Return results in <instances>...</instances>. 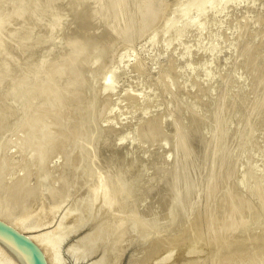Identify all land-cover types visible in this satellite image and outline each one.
Listing matches in <instances>:
<instances>
[{
	"label": "rangeland",
	"instance_id": "rangeland-1",
	"mask_svg": "<svg viewBox=\"0 0 264 264\" xmlns=\"http://www.w3.org/2000/svg\"><path fill=\"white\" fill-rule=\"evenodd\" d=\"M27 1L29 2V4H28ZM30 1L32 2L34 0H0V35L3 36V37H0V42H1L0 44H2L0 46L1 47L0 48V90H1L0 92H4L5 90L7 91V89L8 90H12L10 87H12V88L14 87L15 90L16 89L18 90V91L17 90L16 91L14 90L16 93L22 91L21 93L23 94L22 95L20 93L19 95L21 97L18 96V98L21 99V100H18V98H16L17 99L16 100L17 103H14L15 101L13 102V104H15V106H16L15 107V111L16 112L13 111L14 114L12 113V111H10V112L8 111L7 112V110H5L4 108H1L2 106L0 105V218L3 219L4 221L7 220L6 222L9 221V223H13L14 222L16 225L18 224L17 225V226H19L18 229L22 228L21 231L22 232L27 231L26 233L28 235H30V236L34 234V237H35L36 234H37L38 239H37V237L35 239H37L38 242H39V237H40V239H43V241L40 240L39 243L42 244L44 242V244H43L44 247L45 246H48V243L50 244V242H51V244L48 246V248L47 247H45V248H47V250H51V251H47V250L46 251H47L48 255L50 253L49 257L51 258V256H52L53 261L55 260L54 261L55 264H95L96 258H95L94 255L91 256V255H89V254L86 253L87 251H81V250H79L76 245L74 247L70 246V245H72L71 242H72L73 237H75L76 235L79 236L80 232L84 231V229H81L77 233V231L74 229V228H76L75 227V225H76L75 222L78 221V220L79 221L82 220L79 217L81 215V213H82L81 217L84 218V220H86L85 217H87V215H88V218H89L90 213L92 212L91 209H90V207H89L88 200H87L88 196L90 197V195H88V193L86 192L87 191L86 189H84V192H83V193L86 192V194L84 196H83V193H81L82 192L81 191L82 188L88 187L87 185H85V183H88V182H86L85 179L87 178V181H89V184L91 185V188H92V187L95 186L94 183H96V181H94V180L97 179L99 181H101V180L103 181V179L101 177L103 174H105L108 178L111 176L110 177L111 180L109 178L108 181H110V182L113 181V182L110 183V182L107 181L110 185L107 184L106 182H104V183H106L108 186L106 184H105L106 185L105 186L104 183H103V185H101L102 184V182H101L99 184V187H98L97 186V184L99 183L98 182V183H96L95 190H98L97 188H100V186H103V187L105 186L106 188L109 187V190H110V188H113V189L116 190V187L119 185L120 188L119 187H117V188L120 189V194H121V192H123V189L126 188V185L127 184H129V183L130 184L131 183L133 184V181H136V184L134 182L133 186L130 185V184L127 185V186H129L127 189L128 190L130 189V192L131 193L129 191H127V189H124V193H122L123 195H120L119 194L120 198L121 197L122 198L120 199V198L117 197L114 200H117V199L118 200L116 202L113 201V202L117 203V206L115 204L114 205L118 209H120L119 211L125 213V209H127L126 210V213L128 214V212L131 210L129 212V214H128L130 217L126 213H125V215H124V213L123 214L121 213L120 214L121 217L119 218L120 220L123 218V220H121V223H122V221L123 222L126 221L124 219L125 216H126L125 218H128L127 219L128 222L126 221L125 224L123 223L124 226H125L124 227V230H126V233H125V231H123L125 235L122 234V236L123 237L126 236V237L125 238L121 237V242L123 241V244H126V243L128 244V243H130L132 241L131 238L133 239V236H132L133 235V232L136 233V231L141 230V226L138 225V223L132 224V225L129 224V223L132 222V221L130 222V218L135 216V213L133 212L135 209L133 207L136 204V202H138V203L140 202V199L141 198H139V197L140 196L142 197L143 195H145L149 191L152 193L157 188L158 189L161 188V190L164 189L168 185V183L171 182L170 180L172 178V177L170 178L171 175L168 176V173L171 174V172L169 170L172 167H170V165H168L169 163L166 164V162H164V165L163 164L161 165V163L163 161H160L157 158H154V156L157 155V152L156 151L154 153L155 155L154 154L153 155L150 154V153H153V151H150V149L151 150L153 149V146L152 147L151 146L149 147L147 145H144L145 142H143V139L141 138V136L139 134L140 132L136 128H135V131L132 130L130 132L131 135L130 134L128 135V138H130V136H134V134H135L136 131L139 132V133L138 132L136 133L139 136H137L135 134L136 135L135 140L138 139L139 142L136 140L137 142L134 141L135 144L134 143H133L134 145L132 144L133 147L136 148V150L133 151L134 153H132V151L130 152L131 154H133L132 156H131V154L128 155L129 153H126V151H124V152L122 151L123 154L126 153L124 155V159L125 160L122 159L121 156H123V154H122V152L119 149V148H121V146H119V144H117V141L115 142V140L113 139V141L115 143H112V144H111V141L110 142L108 141L109 143L107 142V140H108L107 138H109V140H111L110 139L111 136L110 135L107 136L109 133L106 131L109 128L108 127V124L113 127L114 126L113 125V122H114V124L115 123H117V124L118 123L119 124L120 123H125L127 118H128L127 121L128 120L131 121V119L133 117L130 114H132V115L134 114L133 116L136 119L138 118V120H139V117L141 115V116H143V118L145 116V118H144L145 120H146V118H149V119L150 118H152V119L154 118V119H158V123L159 124L162 121L163 126L166 125V126L170 127L172 125V127L174 128V125H175L176 128H177L178 127V123H177V121L175 122L174 119L178 120L179 115L182 114L181 112H183L182 104L185 103V102L182 103L180 101H182L183 99H184V101L185 100L197 101L196 99L200 97L199 94L201 93V90L200 89H199L200 92L198 93V88L199 87L202 88V86H203V85H201V83L203 84V83H205L207 81V84L206 83L205 84L206 85H211V83L208 82L209 81L208 79L211 80L213 78L212 81H215V79H216V78H214L215 76L216 77L218 76L217 79L222 82L224 78L226 79V78L231 77L232 76V73H233V70H235V69L236 70H239V72L247 71L248 70V67H246V66H249L250 67L249 68L250 69V72H248L249 71L248 70L247 72H244V75H247V76L248 75L250 76V74L254 75L255 70L252 69L251 64H250L251 63L250 61L251 60L254 61V59L257 60V61H254V64H256L257 67L259 66L258 68H259L260 71L263 70V72H264V0H210L209 1V6L207 5L208 8L206 7V9H204L205 8L204 6H203L204 8L202 6H200V5H203L202 3L199 5V3L202 0L200 2L199 1H196V0H186V1L185 0H179V4L180 5H178V7H177V5L174 6L176 3H178V2H174L175 0L173 1L174 2V5L172 4L173 2H171L172 0L171 1L170 0H162V1L161 0H150V1L149 0H147V1L146 0H142V2L145 1L143 3L140 0H138L139 2L136 1V0H133L131 4H129L131 2V0H129V3H128V1L125 0V2H127V4H128V6H126V7H128V9H127L128 14L132 18L130 17L131 18L130 19L129 16L127 17L128 14L127 15L125 14L126 16H124V13H122L123 11L120 12V13H122V15H123L122 17L123 18L126 17V18H128V21L130 20L129 23L131 25L129 23H127V25H125L126 23H124L123 21H125V22H127V21L126 20H123L121 18V16H120V18L122 20L121 22L124 23V25L122 26V25H120L121 24L120 22L118 23L120 26H122L120 28V26L118 25L119 28L121 29V31L120 30L119 31L117 30L119 33H117L115 36H113L112 39L106 38V39H108L109 42L105 38L104 39L103 38H100V41L102 43L100 41H98L99 39L98 40L95 39L98 42L94 43L95 40H93V38L90 39L89 41H85L88 44H89V42H91V44H89V45L86 44L85 42H83V43L81 42V44L79 42H77V43L68 42L69 43L68 44V47L65 48L67 46V44H65L66 46L64 45V47H63L64 49H68V53H69V50L70 49H71L70 51L72 52L73 49L71 47H74V51L71 54H69V56L66 54V52H67V50H66V52L65 51L63 52L64 54L62 53V55H65L66 54L65 57L63 56V58H61L62 56L60 57V55H59V58L56 57L57 60H56V58H54L52 61H50L48 63H45L42 66L35 65L34 63H32V64L28 63L29 66H30V68L27 69V67H25L24 74L27 75L26 76L27 78L28 77L30 78V80L32 82L31 87L33 89V92H35V93L38 92L37 95L35 93L33 94L32 92L27 91V88H25L26 86L23 85L22 82H20V80L18 79V77H16L17 76V74H16L17 71L15 73L13 72L14 73L13 74L7 68L8 63L14 62V57H16L15 54L18 53V51L21 52L22 50H25L23 44H22L23 46L22 45H18V44H21V43H19L21 41H19L17 43V40H20V38H18L19 37L18 34H20V32L22 31L21 29H23V31H24L26 29V25L28 24L27 22H29L33 16L35 17V14H37V13H34V12L36 10H38V9L39 10L42 9V11H44V10L47 11L49 9V11H50V10H54V8H56L55 7L56 6L55 1H51L52 2L51 4L53 6L52 5L50 6V3L47 4V2H45V0H41V2H40V0H38V2L41 3V6H40L41 9H40L38 3L36 2V0L34 2H32V3H30ZM119 1L122 2V3L124 2L123 0H119ZM119 1H118V3L121 5L122 3H120ZM169 1L171 2V6L170 7H169V4H170ZM176 1H178V0H176ZM193 1L198 2V4L195 3V2H193ZM204 1H206V0H204ZM24 2H26L27 4L24 3ZM44 2L46 3V5L44 4L45 7H47L46 9H45V7H43L44 5H42ZM144 4L147 5V7ZM164 4L168 8V10H167V8L165 7ZM13 5L15 6L14 7V10H13ZM30 5L33 6L32 7L33 9L30 8ZM37 5H38L39 8L37 7ZM129 5L132 6V7L134 6L133 8L130 7L131 8L130 10H133V13L129 10ZM34 7H37L38 9L35 8V11H32V10H34ZM117 7L120 8L119 5H117ZM137 7H139V9L142 8V7L143 8L140 11ZM144 7H146V8H144ZM10 8H12L13 12H12V10ZM15 8L17 10L18 9H20V10L22 9L21 11H23V13L25 11V13H24L25 15H27V13H28V12L26 13V11L29 10V15L27 17H29L30 15H33V16L31 18H29L30 20H28L27 17L22 14V17H21V20H20L21 22H20L19 19H20V16H21L20 14L22 12H20V13H19V11L17 12V10ZM43 8H44V10H43ZM176 8H178V9H176ZM180 8L181 9H184V10H181V11H184V12H181L180 11ZM30 9H32L31 12H30ZM161 9H162V11H161ZM15 10H16L17 13L15 12ZM177 10L179 12H177ZM203 10H204V12H202ZM158 11H160V12L158 13ZM165 11H169V13L168 12L166 13ZM170 11H172V12H170ZM32 12H33V14H31ZM141 12H143V13H141ZM156 14H158V15H156ZM174 14H175V16L177 18L174 16ZM177 14H179V15L181 14L180 17ZM15 15H16V20H15V17H12V16H15ZM17 15H19V17H17ZM119 15H121V14H119ZM163 15H164V17H163ZM23 17L26 18L27 22H26L25 19H23ZM150 17H152V18H150ZM156 17H159V18H156ZM166 17H167V19H166ZM7 18H11V20H8ZM12 18H14V19H12ZM22 19L25 20V22H23ZM151 19H154V20H151ZM134 20H136V21L134 22ZM165 20H167V21H165ZM9 21L10 22L12 21L11 23H13L12 24L13 30H11L12 28H10L11 26H10ZM15 21H16V23H15ZM17 21H19L18 24H17ZM5 22H6V24H5ZM155 22H157V23H155ZM24 23L25 24L27 23V24L25 25ZM5 26H6V29L9 27V30L7 29V31H6ZM15 26H16V29L17 30L20 28V31L18 32V34H16ZM126 30H127V32H125ZM12 31L14 33V35H13L14 38H15V36L18 35V37H17L18 39L15 38L16 41L15 40H13V41L10 40V42H11L10 43L9 42V38L13 37L12 34H10V33H12ZM8 32H9V35H7ZM124 32H125V34L123 35ZM10 35H11V37H9ZM117 38H118V40H117ZM11 39H13V38H11ZM102 40L106 41V43L108 42V45L104 41H102ZM8 42H9V44L12 47L10 45H8ZM70 43H71V45H70ZM98 43L101 44V45L104 44L103 46L106 47V48H104L103 46L99 45ZM111 43H112V46L110 45ZM15 44H17L18 48L16 47ZM7 45H8V47H10V49L6 47ZM69 45H70V48H69ZM90 45L93 46V47H91ZM96 45H97V47L101 46L102 49L99 48L98 49L99 51H97L96 50L97 47L95 48ZM77 46L80 47V48H78ZM87 46H88V48L90 46V50L89 51H87L88 50ZM107 46H109L110 48L107 47ZM13 47H14V49H13ZM248 47L249 48L251 47V49H252V50H250L251 53L254 52L252 54L253 56H250V54L246 52L247 51L246 49H248ZM4 48L6 49L7 52L10 51L9 54L12 55V56L8 57L7 53L5 55L4 54L5 52L3 53V51L5 50ZM19 48H20V50H18ZM84 48L86 49L87 52L85 51ZM91 48H95V49H92L93 52H94V50H96L97 52H100V50H101V53L100 54L99 53L96 54V52H95L94 55H92ZM103 48L105 50H107L109 48L110 52H109V50L104 51ZM16 50H17V52H16ZM82 50H84V51H82ZM250 51H248V52H250ZM81 52L82 53L84 52L85 54L83 53V55H82ZM106 52H108L109 54H106ZM72 54L75 55V56H73ZM101 54H104V55L101 56ZM89 55H90V57H89ZM108 55H109V57H108ZM5 56H7L6 58L7 59L9 58L10 61L13 59L12 62L7 61L5 59ZM103 56L104 57L107 56V58H104ZM78 57H80V58H78ZM252 57H253V59H251ZM88 60H91V61L88 62ZM200 61H201V63H200ZM243 61H244V63L247 64V65H245V67L247 68V70L246 69H244V70L241 69L242 67H244L243 66V63H241ZM102 64L105 65V66H102ZM232 64H233V66H232ZM240 64L242 65V67H241ZM12 65H13V63H12ZM84 65H85V67H83ZM94 65H95V67H94ZM235 65L236 66L240 65V67L235 68L236 67ZM6 68L10 72L7 71ZM88 70L89 71L91 70V71L89 72ZM227 71H229V74L230 75L228 73H225L224 74V72H227ZM82 72H84V73H82ZM222 72L224 74V77H223ZM92 73H94V76H93ZM204 73L205 74L210 73V74H208V76H207V75H204ZM218 73L219 74L221 73V74L219 75ZM211 75L213 77H211ZM91 76L93 77V79H92ZM205 76H207L208 79ZM219 76H220V78H219ZM84 79L86 80V82L88 84L84 81ZM104 79H105V83L103 81ZM202 80H206V81H203L202 82ZM218 80H216V82H215L217 84L214 85V82L212 83L214 86L211 85L210 86L211 88L207 86L209 90L214 87L213 88L214 91L213 90H210L209 91L210 94L212 92H215V89L216 90L219 89L218 87H219V85H220L221 82H219ZM101 81H103V82H101ZM111 82L115 86L114 87L115 88L114 89V94L111 91L105 94L102 88H104V86H105L104 84H106V85L107 84H112ZM196 82L199 84V87H196V86H198V84L196 85ZM101 83L104 85L103 87H102ZM256 84L257 85L260 84V86L258 85L257 88L259 87V90H261L260 87H261V85L263 87V83L256 82ZM256 84L254 86H256ZM216 85L218 87H215ZM6 86L9 87V88H7ZM23 86H25V87H23ZM97 86H99L100 88L97 87ZM5 87H6V89H5ZM93 87H95V88H93ZM205 87L206 86H204L203 88H205ZM207 87L205 88V90H207ZM3 88L5 90H3ZM97 89H100V90H97ZM122 89H123V91H122ZM179 89H181V91H183V89H186V93H187V90H189V92L187 93L186 96H188L189 93L192 94V92H193V94H192L193 96L192 95L190 96V94H189L190 98L191 97L192 98L191 99H189V98L187 99V97L185 95H183V94H185L184 91H183V93H181L183 95V97H182L181 94H179L181 92ZM190 89L192 90V92L190 91ZM43 90L44 91L47 90L49 92L55 93L54 94V97H53L54 99L53 98H50L49 99L45 95H42V93H40V92L43 91ZM195 90H196V92H194ZM262 90L264 91V87H263ZM90 91H92V92H90ZM102 91H103V94H102ZM124 91H126V92L124 93ZM115 92H117L118 95ZM129 92H130V95H129ZM29 93H32V94H29ZM109 93H111V94L109 95ZM131 93H133L132 94L133 96L135 94V96H134L135 99L133 98V96L131 95ZM207 93H208V90H207ZM0 94H2V93H0ZM91 94H93V95H91ZM122 94L123 95L125 94V95L123 96ZM175 94H178V95H175ZM194 94H195V96H194ZM56 95H57V97L55 98ZM116 95H117V98H116ZM121 95L123 97H125V96L132 97V99H134V100L131 99V101H134L135 104L132 103V102H130V101H125L124 102L123 101V97ZM206 95H208V94H206ZM107 96H108V99H107ZM178 96H181V97H178ZM98 97H99V100H98ZM136 97H137V99H136ZM176 97H177V99H176ZM184 97H186V98H184ZM6 98L4 99L2 96H0V103L2 104V102L6 101L7 100ZM126 98L124 100H126ZM178 98H181V100H179ZM129 99L130 98H127V100H129ZM110 102H112V103H110ZM121 102H123V103H121ZM126 102L129 105H127ZM88 103H90L91 106ZM177 103H179V104L182 103V104L181 105H178ZM17 104H18V107H17ZM175 104H177V105H175ZM123 105H124V107H121ZM178 106L179 107H182L181 112H180V110H177L178 109ZM103 107H105V108H103ZM116 108L117 109L120 108L122 110V112H121V110H119V109L117 110ZM91 109H92V111H91ZM102 109H103V111H102ZM107 109H109V110H107ZM115 109L117 110L116 112H115ZM179 109H181V108H179ZM165 110H166V112H165ZM168 111H170V112H168ZM45 112H46V114H45ZM48 112L50 114H48ZM145 112H146V114H145ZM175 112H177V116H176ZM178 112H180V113H178ZM114 113H116V115ZM165 113L166 114L169 113V114L166 115ZM53 114H55V115H53ZM87 114H88L89 117L87 116ZM93 115H95L96 117L94 118ZM117 115H119V116H117ZM163 115H165V116H163ZM86 116L90 119V121H89V119ZM162 116H163V119L164 118H166V119L159 120V119H162L161 118ZM168 116H169L170 119L168 118ZM85 117H86V119H84ZM125 117H126V119H125ZM129 117H132V118L129 119ZM111 118H114V119L111 120ZM122 118H123L124 121L122 120ZM135 118H133V119L136 120ZM141 118L142 117H140V119ZM143 118L141 120H139V121L144 120ZM133 119H132V121H134ZM60 120H62V121H60ZM87 120H88L89 123L86 122ZM105 120H108V121H105ZM138 120H136V122ZM129 121L127 123L123 124V125H126L127 126L128 123H129ZM165 121L166 122L169 121V122L166 123ZM170 121H173L175 124L173 122H172L173 123L172 124ZM111 122H112V124H111ZM164 122H165V124H164ZM68 123H69V125H68ZM120 125H122V124H120ZM120 125H117L116 127L119 128ZM88 126H90V127H88ZM106 126H107V128H105ZM161 127H162V125H160V128L159 129L160 130L161 129L163 130V128H164V130L162 132H164L165 135H167L169 137H172V135L171 136L169 135V133L172 134L171 128L170 129L168 128L167 130H165L167 127L166 128H165V126L162 127V128ZM86 128H88V129H86ZM92 129L94 131H91ZM103 129H106V130H103ZM82 130L84 132L86 130L88 132L87 133L88 135L86 134V132L84 133ZM169 131H171V132H169ZM180 134H182L181 135L182 137L180 139L183 140L182 142L185 143V139L186 138H185L184 133L181 132ZM183 135H184V137H183ZM79 136H80V138H79ZM73 137H75V138L73 139ZM81 137H82V139H81ZM83 137H85V138H83ZM140 138L142 139V141H141ZM91 139H93V140H91ZM33 140H34V142H33ZM130 140L132 141V140H134V138L132 137V139L130 138ZM149 140L146 141L144 139V141L147 142L145 144H153L154 143V145H156L159 142L161 143V139H159V141L157 140L158 142L156 140H155V142H153V140H150V141ZM162 140H165V139L163 138ZM170 140H172V138ZM76 141H78V142H76ZM90 141L92 142L93 146H92V144H91ZM166 141H168V142H166ZM86 142H88V143L86 144ZM164 142L165 143H169V140H165ZM83 144H84V146H83ZM89 144H90V147L91 148L88 147ZM108 144H109V146H108ZM113 144H116L117 147H116V145H114L115 146L114 147ZM136 144L138 145V147L136 146ZM85 145H87L88 148L81 149L82 147H85ZM110 145H111L112 148L110 147ZM143 145L145 147L147 146L149 148H147V147L145 148ZM97 146H99V148ZM122 146H124V145H122ZM142 146L144 147V149L142 148ZM103 147H105V149L107 147H109V148H107L105 150V149H103ZM113 147H114V150H116V149L117 150L114 151L113 150ZM165 147H167V146L165 145ZM137 148H139V149H137ZM145 149H146V151H145ZM98 150L99 151L101 150V152L107 153L108 158L110 156L109 162L106 161L108 158H106L105 155L103 156V154H101ZM110 150L111 151L113 150L116 153H114L113 151L111 152ZM138 150H140L139 151L140 153L138 152ZM88 151L91 153V155L89 154ZM106 151H110L111 155H108V152H106ZM142 151H144L146 153H149V154H147V156H145L146 153H143ZM147 151H149V152H147ZM117 152H119V154ZM86 153L88 154L89 158L92 159L91 161L94 160L93 163H94L95 166H96V164H99V165H97V169L95 167V169H96L97 172L101 170V168H99V167H101L100 165L104 161H106L104 164L107 163L106 164L107 167H108V165L112 166L114 163H116V164H114L115 167L112 166V167H114V171L108 172V173L106 172L107 173L106 174V173H103V170H101L102 172L100 171L101 173H99V172L98 173L99 174H102L103 173V174L102 175H99L97 172H95L94 167L92 166L93 167L92 168L91 165H89L91 161H89V158L87 159V156H86L87 154ZM75 154H77L78 158H77V156ZM84 154H85V158L86 159L83 158ZM92 154H93L94 158H91ZM116 154H118V155H116ZM79 155H80V158H79ZM100 155L103 156V159L104 160L101 159V156ZM114 155H115V158L116 159H114ZM126 155H128V158H127ZM136 155L138 156V158H137ZM149 155L153 156L154 159L153 158L148 159V156ZM112 156H113V158H112ZM118 156H120V160H119ZM134 156H136V158H134ZM142 156H143L144 159L146 158L147 160L146 159L144 160L142 158ZM98 158H100V160ZM111 158L113 159V161H112ZM126 158H127V160H126ZM128 159H130L129 160V164L127 163L126 165L124 164V166H123V162L126 163L128 161ZM131 159L133 161H131ZM134 159L135 160L137 159V160L134 161ZM75 160H76V162H75ZM101 160H103V161H101ZM114 160H115V162H114ZM118 160L120 162L122 161V166L123 167L120 166L121 163ZM142 160H144V161H142ZM149 160L152 163H150ZM154 160H155V162H159L160 165H158L159 163H154ZM85 161H86V163H85ZM99 161H101L100 162L101 164L98 163ZM130 161L132 163H134L135 166L138 165V167L136 168V170H135V166L132 163L130 164ZM137 161H138V163H137ZM139 161L142 163V166H141V163ZM145 161H147V162H145ZM77 163H78L79 166L77 165ZM84 163H85V166H84ZM148 163H150L151 165L154 164V166L152 165L153 168L150 167L151 165L150 166L149 165H146L147 167L144 166L145 164H148ZM104 164H103L102 167L105 166ZM155 164H157V165H155ZM69 165H71V166H69ZM127 165H130L132 167L134 166L133 169H131L133 171V174H132V171L129 170L130 169L129 168L130 166H127ZM67 166H68V168H67ZM74 166H75V168H74ZM77 166L79 168H77ZM82 166H84L85 169L81 168ZM89 166L91 168H89ZM159 166L160 167L162 166V169ZM163 166H165V167L166 166H169V168L166 167L165 169H163ZM126 167L128 169L122 170V169H124ZM140 167L142 168V170H141ZM148 167L150 168V173L153 171V169H154V171H156L158 173H160L161 172L160 170H162V172L165 173L164 175H167V177H166L167 179L164 177V175H161L162 173H160L159 176L161 178L163 176L162 179H166L167 180V183H166V181L164 182L163 180H161L160 177H158V175L155 172H153L154 174H151L150 175V173L147 172V170L149 171V168ZM155 167H156L157 170L155 169ZM158 167H159V170H158ZM41 168H42V170H41ZM138 168L142 172L138 171L139 170ZM81 169H83V170L81 171ZM90 169L94 170V172H95V173L94 172H91L90 173L93 178L95 176L98 177V175L101 178H99V177L96 178L95 177L96 179L95 178L94 179H91L92 181L90 182L89 179L92 178V177H89L90 175H89V173L87 171H86L87 174L85 173V170H88L90 172ZM115 169H117V171L119 173H122V171H123V173L121 174V176L119 175V173L117 171H115ZM119 169L122 170V171H120ZM76 170H78V172ZM134 170H135V172H134ZM165 170H166V172H165ZM167 170L169 172H167ZM72 171H75V173L72 172ZM80 171H81V173L83 172L82 175L85 176V177L87 175H89L88 176L89 178L86 177L85 179H83L84 181L82 183L85 182L84 184H81L80 183L82 181V177L80 175L81 173H79ZM125 171H128V172H125ZM136 171H138L139 173H141L140 174V177H138V178H140L142 180L137 179V176H138L139 173L136 172ZM113 172H117L116 174L115 173L114 174L115 175H118V177L115 176L113 174ZM143 172L145 173L144 174L145 175V178H144ZM71 173L74 174L73 175V179H72V177H69L70 175L72 176ZM76 173H78L79 177L76 175ZM146 173L148 174L149 177L146 175ZM183 173L186 175V177H187V173L190 175V173L188 171L186 173L183 171ZM30 174H31V176H30ZM67 174H69V175H67ZM93 174H96V175L93 176ZM105 175H104V178H105ZM108 175H110V176H108ZM130 175H134L133 178H131L132 176L130 177ZM155 175H156V178H154ZM185 175L184 176L181 175L182 176V179L185 181L184 183H182L183 185L181 184L183 186V187L181 186V188L186 187L185 188L186 190L182 189V190H180L181 192L180 191L176 192L178 195L177 194H173L172 195L171 194V191H168V190L165 193L163 192L165 190H162L161 191L159 189V193L157 192L158 189L156 190V193H155L156 196H159L160 194L164 195L163 196L164 199H162V198L161 199H162V202L163 201L164 202L166 201V202L165 203L163 202V205L161 204L162 207L160 206L161 209H162V211H161L162 214H161V212L159 213L161 215V219H160V215L159 214H157L156 217H153L155 219V221H154V219H151V217L150 218L147 217L148 219H151L156 226L158 224H160V225H158V227L161 226L159 228L157 227L158 229L155 226V230H159V232L154 230V234L158 232L159 234L162 233V234L168 236V235L174 234L175 232L177 233L178 227H181V228L184 227L183 224H184L185 220L188 218L187 216L189 215L187 213L188 207L185 206V202H187L186 203L187 206H188V204L190 205V203H191V205L189 206V208H193V207L195 208V210H193V212L195 213V215L193 213L191 214L193 216V218L190 215H189V217H191V218H188L190 221H191V219H193L192 220L193 222L191 221V223H194L195 222L194 221V220H196L195 218H200V210L202 209L201 205L203 206V202H204L203 199L206 198L205 195L207 196L208 191L205 189L206 190L205 192H207V193L204 192V194H205L204 197L205 198H203V194H202L201 198H203V199H201L202 200L201 201L202 204L200 205V199L199 200H196L195 199V198H197V197H195L196 194L191 197L192 193H190V192H192V189L191 188H192V185H193L192 184L193 181L192 182L190 181L192 178H189V177H191V175L190 176L188 175L187 178L185 177ZM114 176L116 177V179H115ZM126 176H128L130 178H128V177L125 178ZM150 176H152L153 178L151 177V179H150ZM107 177L105 178L106 180H107ZM119 177L122 178L123 180L125 178L126 181H127V179H129V180L132 179V181H130V182L129 181H127V182L126 181L121 182V179H120V182L121 183L118 181V183H116L118 185H116L115 182H117V180H119ZM183 177L186 178V180ZM70 178L72 179L71 180L72 182L75 181L73 183L74 185H72L74 187V190L75 191L76 190L79 191L80 194H82V196L80 194H77V192H75V194L72 193L74 190L72 189V186H71L72 182L69 181ZM74 178H77L78 180H76V179L74 180ZM146 178H149V179H146ZM188 178H189V180H188ZM145 179H146V181H145ZM158 179H160V180L158 181ZM67 180L69 182H71V184H69V182ZM147 180H150L151 185H150V182L147 181ZM39 181L40 182L42 181L43 184L42 183L41 184L44 185V186L41 185V187H40V185H39L40 182ZM64 181H67L68 183L66 185H70V186H67L65 188L66 185H65V182ZM76 181L77 182L79 181L78 184H77V186L80 185V184L81 185H85V186H82V188L80 186H78V188L80 189V190H78V188H76L77 186H75L76 183H77ZM155 181H156V184L157 185L155 184ZM157 181L159 183H157ZM162 181L164 182L163 185H158ZM168 181H170V182H168ZM92 182H94L93 183L94 186H93ZM125 182H126V184H125ZM112 183H114V184H112ZM140 183H142L144 186L142 184L140 185ZM152 183L155 186L152 185ZM122 184H125V186H123L124 187L123 189H122ZM63 185H65V186L63 187ZM138 185H140L142 187H140ZM36 186H38V187H36ZM112 186H115V187H112ZM151 186H154V187L157 186V188H153L155 190L152 189L153 190L152 191V190H150ZM160 186H162V187H160ZM187 186H189L188 188L191 189V190L189 189L190 192L188 191ZM22 187L25 189V192L28 191L30 193L26 192L25 195L23 193V195H21V196L22 197L23 196H27V194H28V197H27L28 199L27 200H29V198H30L31 201H34L33 202L34 205L32 204L31 201L29 202V201H27L25 199V202L24 203L27 202V204H29V205H25L24 206L23 201H24V198H26V197H23V200H21L22 197H20L18 195L19 192H20L19 190ZM35 187L37 188V190L43 191V192H40V193H39V191H37V193L39 195H41L40 196L41 197L40 200H43L42 198H44V200L47 199V201H44V202L45 203L47 202L49 204L50 208H49V206H47L48 204L45 205L46 207L43 206L42 205L44 203L43 201H41L42 203L39 202L40 201V200H38L39 199V195L37 196L36 193H33L32 194L33 196L31 195L32 192H34V191L36 192V190H34V189H36ZM42 187H44L45 189L42 190L43 189ZM206 187L208 189V186H206ZM26 188L27 189L29 188V189L27 190ZM38 188H42V189H38ZM63 188H64V190L68 188L66 191L69 192L68 190H70L71 192H69L68 195H66L67 192L65 191V193H66L65 194ZM131 188H132V191H133L134 194L132 193ZM195 188L196 187L193 186V189H195ZM30 189H32V190H30ZM113 189H111V190H113ZM119 189L116 190L117 192L115 191L116 194H117V196H118V193H119V191H118ZM143 189H144V191H143ZM62 190H63V192H62ZM88 190H90V189H88ZM101 190H102V187H101ZM125 190L127 192H125ZM135 190H137V193H138L137 195H136V191ZM145 190H147L148 192L146 191V193H145ZM44 191H45L46 195H45ZM141 191H143V192H141ZM186 191H188V192L185 193ZM52 192L53 193L55 192L53 194L55 197H57V195H59V192H60V195L59 196L61 197V195H62L61 198L58 197V198H60V200L58 199L59 201L58 200H55L56 198L53 197L52 201L55 200L56 203L57 202L59 203V204H56L55 201L53 203L51 202L52 204H56V205H53V206H51L52 204H50V200L51 199H49V202H48V197L50 198V195H52L51 194ZM102 192L103 191H101L100 193L102 194ZM139 192H140V194L141 193H143V194L140 195ZM150 192H149V194H146L145 196L149 197L148 195H150ZM161 192H163L164 194L161 193ZM167 192H170V193L168 194ZM179 192H180V194H179ZM43 193H44L45 196L43 195ZM125 193H127V195H129V197ZM166 193L168 194V196H166ZM173 193H175V192H173ZM184 193L186 195H183ZM193 193H196V191L194 190ZM35 194H36V196L38 198L35 197ZM188 194H189V197L192 198L193 202H190L189 201L191 199H189ZM234 194L230 196V198L233 197L234 199L231 198L232 200L230 199V201H229V199H228V201H227L230 204L229 205L227 203V210L228 209H230V210L226 211V212H230L228 214L226 213V215H227L226 218H228V217L230 218V219L229 218L227 219V221L229 220L228 222L226 221V218L222 219L220 222L219 221H216V223L219 222L222 225H219L218 224V227H215V229H214V226L216 225L215 222L212 223V224H214V226H212L211 224L209 226V224H207V227L206 226L204 227L203 225H200L201 228L198 227V226H197V228H194L193 227L194 225L193 226H190L191 225L190 221L188 220L189 222H187V220H186L185 223H187L188 225L187 224H184V225H185V227L188 230H185L186 229L185 227H184L185 229H179V231L181 230V232L182 231L183 232L184 231L185 232L187 231V235L184 234L183 237H186V236L189 235L186 238H183V237L180 238L181 240L183 239V241H181L182 245L184 243L186 246L183 245L185 248L179 246L180 239L176 243V245L179 243L177 246H179L180 248H183L181 251H180V248H179V252L181 254L180 255L181 257H192V256H199V257L202 256V257H204V256H207L213 250L216 249V245L218 247V246H220V244L222 242L227 241V239L229 240V238L230 239L231 238H234L231 235L232 234H235L236 232H238L237 229H239L240 227H242L241 230L239 229L241 231L242 235L243 234L245 235L248 231H250V230L247 231L244 228H249L250 227V223H248V221L250 220V222H251V219H252L251 216L252 215L250 213V215H251V216H249L251 218L250 219L247 216V215H249L248 214L249 212L242 210V208H241L242 207L241 201H240L239 198H236L237 197L236 196L237 193H234ZM63 195L65 197H63ZM76 195L77 196L80 195V198H78L79 196L76 197ZM97 195L99 196V193H97ZM124 195H125V197H124ZM134 195H136L137 196V199L138 198L139 199L138 200H135V197L136 196H134ZM162 195H160L159 198ZM52 196H51V198H52ZM74 196H75V198H72ZM85 196H87V197H85ZM133 196H134V200H133ZM169 196L170 197L171 196L172 197L174 196L173 198L176 201L173 200V201H175V202H173L172 201L173 198H171V200H170V197ZM180 196H182L183 199L187 198V199H185L186 201L184 203H182V201H184V200L181 199V204H179L180 199H178V197L180 198ZM33 197H35V199H31ZM126 197H128L127 199L132 200V202L131 203L130 202L128 203L129 200H127ZM18 198H19V200H18ZM84 198H86L87 201ZM123 198L126 199V200H124ZM166 199L169 200L170 203H172V205L170 203H168L169 201L167 202ZM235 199H237V201ZM99 200H101V199H99ZM99 200L96 198V201L97 202ZM121 200H123L124 203ZM21 201H22V203H21ZM60 201H61V204H60ZM76 201H77V203H76ZM81 201H83V203L85 202L87 204H85V203L82 204ZM125 201L127 203H125ZM231 201H232V203L235 206L232 207L233 204L230 203ZM37 202L40 203L41 206H39L37 204ZM177 202H178L179 205H182L183 204L184 207H182L183 205L182 206H179L178 205L179 207H181L179 209V207L176 205ZM198 202H199V204H198ZM236 202L238 203V205H237ZM138 203L135 205V208L137 207V205H139ZM166 203H168L167 206H166ZM81 204L84 205L83 210L85 209L86 211L85 210L84 211L86 213H87V211H89V209H90L91 212H89V214H86V215L83 214L84 211L82 212V207H80V206H82ZM131 204H132V206H131ZM193 204L196 207L199 206L198 207L199 211H198V209ZM168 205H171V206L169 207ZM42 206H43L44 211L42 209ZM54 206H57V209ZM77 206H79V208ZM120 206H121L122 209L119 208ZM122 206H125V207H122ZM176 206L178 208H176ZM228 206H229V208H228ZM236 206H238V207H236ZM44 207L46 208V210H45ZM130 207H131V209H130ZM163 207H165L166 209L164 210ZM38 208H39V210H38ZM47 208H48V210L49 209L50 210L52 209V211L53 210L54 211L56 210L57 212H55V213L53 212V213L50 214L51 211L48 212L47 211ZM169 208H172V210L169 209ZM175 208H176V210H174ZM182 208H184L185 210L182 209ZM234 208H237V210L234 209ZM34 209L35 210L37 209L38 212H39L38 214H40V216L37 215L39 219L38 218L35 219L36 221L39 220V221H37L38 222V225H39V223L41 221L40 219H42V221H41L42 224L40 223L41 225H39V228L36 227L37 226V222L35 220H33L34 218L37 217V216H35L36 213H37V211H35ZM80 209H81V212L78 213L77 211H79ZM178 209L179 210L182 209V210L180 212H178L177 211ZM163 210H164V212L167 210V212L164 213ZM28 211H30V213ZM45 211H47V212H45ZM169 211H171L169 217H167V218L165 217V219H164L163 217L166 216V215H168L169 214L168 213ZM185 211H186V216L183 215L185 213ZM20 212H22V213H20ZM131 212H133V213H131ZM243 212L244 213L247 212L246 213L247 214L246 217H248V219L247 218H244L245 216L244 217L241 216V214H243ZM41 213H43L42 215H45V216H41ZM45 213H49L50 215L48 216ZM71 213H72V215L74 217L71 215ZM74 213H75V215L76 214L77 215L80 214V215L79 216H77V215L75 216ZM173 213H174L175 216L178 215V217H176V218H178V220L180 219L179 221L174 217ZM181 213H182V215H181ZM235 213H237V215ZM16 214L18 215L17 216L18 218L17 217L16 218L14 217V215H16ZM52 214H53V216H52ZM136 214H137V216H141L142 220L147 219L145 217H142L143 215H140L138 211L136 212ZM163 214H166V215H164L162 217ZM229 214H230V216H229ZM238 214H240V215L238 216ZM28 215H30V216H28ZM83 215H85V217H83ZM122 215H123V217H122ZM197 215H198V217H197ZM243 215H245V214H243ZM2 216H4V217H2ZM24 216L25 217L28 216L29 218L28 217L25 218ZM67 216H68V218H70V217L71 218L68 219ZM137 216H136V218L138 219L137 221L139 222V220H141V219L138 218ZM181 216L182 217H187V218H182ZM235 216H236V218H235ZM45 217H48V218L46 219ZM179 217H181V218H179ZM237 217H239L240 219L238 220ZM13 218L15 220H17V219L20 218V221L22 219V222L19 221L20 222L19 223L18 221H15V220L12 221ZM31 218H33V219H31ZM73 218H75L76 221ZM143 218H145V219H143ZM157 218H159L161 221H159V219H157ZM162 218L165 221H166V219L167 220L170 219L169 221L170 222L173 221V222L170 223L169 221H167V223L169 222V224H166L162 220ZM24 219H26V220H24ZM29 219H31V220L28 221ZM67 219H68V221H67ZM148 219H147V221H148ZM181 219L183 220V222H182ZM71 220H72V222H71ZM156 220H157V222H156ZM223 220H224V222H223ZM25 221H27L28 223L31 222V221H33L34 223L32 222V225H31V223H29L28 226H27V222L25 223ZM244 221H246L247 223L246 222L244 223ZM73 222H74V224L71 226L70 223L72 224ZM176 222H179L180 225H179V223H178L179 226L177 224H175ZM234 222L237 223V224L235 225ZM76 223L78 225L80 224L78 222H76ZM132 223H135V222H132ZM238 223H239L240 226L238 225ZM243 223L245 225H243ZM254 223H253V220H252V223H251L252 227H253ZM263 223H261L262 226H263ZM33 224L35 225V227H34ZM170 224H172L173 226L172 225L170 226ZM78 225H76V226H78ZM126 225H127V227H126ZM133 225H135V226L133 227ZM137 225L139 226L138 228H136ZM165 225H167V226H165ZM174 225L175 226L177 225L178 227L176 226L174 228ZM225 225H227V226H225ZM69 226H71V227H69ZM163 226H165L164 229H163L164 231L166 230V228H168L169 230L167 229L164 232L162 230ZM169 226H170V228H169ZM202 226H203V228H202ZM225 227H227L228 229L231 228V227H233L231 229L234 230V232L229 229L231 231V232L229 231V236H230L229 238H226L228 236V233H226L227 235H225V237H223V234H225V231L227 229V228L225 229ZM235 227H236V229H234ZM252 227H250V228H252ZM27 228H31L30 231L33 234L29 233ZM173 228L176 231H172ZM57 229L60 230V232ZM204 229H205V231H204ZM228 229H227V232H228ZM36 230L38 232L40 231L39 234H38V232ZM170 230H171V233H170ZM199 230H200V232H199ZM210 230H211V232H210ZM221 230H223L224 233ZM242 230L244 232L245 231H247V232L243 233ZM57 231H58V233H56ZM127 231L128 232L130 231L131 233H128ZM195 231L196 232H199L200 234L199 233L197 234ZM240 231L238 232L239 233L238 234L239 236L241 235ZM35 232H37V233H35ZM52 232H53L54 235L52 234ZM201 232H202V235H201ZM46 233H50V234H46ZM127 233L129 235H126ZM189 233H191V234H189ZM203 233H205V234H203ZM211 233H213V234L211 235ZM217 233H220V235H222V240H221V236L219 234H217ZM40 234H43V236L40 235ZM194 234L196 236H194ZM247 234H250V233H247ZM238 235L236 233L235 237H239ZM41 236L44 237L45 239L44 238H41ZM129 236L130 237L132 236V237L130 238ZM202 236H206L207 239H206V237H202ZM127 237L130 238V242H128L129 239ZM189 237H191V239ZM126 238L128 240H126ZM188 238L190 240H188ZM54 239H55V241H54ZM123 239H125L126 241L123 240ZM209 239H210V241H209ZM206 240H207V242H206ZM220 240H221V242H220ZM47 241H48V243H47ZM186 241L187 242L189 241L188 244H186L187 243ZM45 242L47 243V245H46ZM190 242H191V244H190ZM217 242H220V244L217 243ZM210 244H213V245H210ZM176 248H178V247H176ZM175 250H176V251H174L175 253L178 252L177 251L178 249H175ZM179 252L176 253V254L174 253L175 256L177 255V257H178Z\"/></svg>",
	"mask_w": 264,
	"mask_h": 264
},
{
	"label": "bare ground",
	"instance_id": "bare-ground-1",
	"mask_svg": "<svg viewBox=\"0 0 264 264\" xmlns=\"http://www.w3.org/2000/svg\"><path fill=\"white\" fill-rule=\"evenodd\" d=\"M35 1V0H34ZM34 1H32V2H34ZM49 1V2H48ZM45 0V2H47V4H49L50 3V6L52 5L51 3V1H55V4H56V8H54V10H50L49 11V9L46 11V10H44V8H43V10L44 11H42V9H41V0H40V2H38V0H36V2L38 3V5H39V7H40V9L41 10H39L38 8V5H37V7H34V10H32L33 8V6H31L30 5V8H32V9H30V12H31V10L32 11H35V8H37L38 10H36L34 13H37V14H35V17L33 16V15H30L29 17H27L28 15H29V10L28 11H26V13H27V15H25L24 13H25V11H24V13H23V11H21L20 9H16L17 10V12L19 11V13L20 12H22L20 15V19H19V21L21 20V17H22V14L23 15H25L26 17H27V19L28 20H30L29 18H31L32 16V18H31V20L29 21V22H27V20H26V18H24L23 17V19H25L26 20V22L28 23H24L25 25H26V29L23 31V29H21L22 31L20 32V34H18V32L20 31V28L17 30L16 29V26H15V29H16V34H18L19 35V37H18V35L17 36H15V38L16 39H18V38H20V40H17V43L19 42V41H21V42H19V43H21V44H18V45H24V48H25V50H22L21 52H19L18 51V53H16L15 55H16V57H14V62H12V60L10 61V59L8 58H6L7 56H5V59L7 60V61H10V62H12L13 63V65H12V63H8V66H7V68L13 73H15L16 71H17V76L16 77H18V79L20 80V82H22V84L23 85H25V86H23V87H25V88H27V91H30V92H32L33 94L35 93V92H33V89H32V87H31V84H32V82H31V80H30V78L28 77H26L27 75H25L24 74V69H25V67H27V69H29L30 68V66H29V64L28 63H30V64H32V63H34L35 65H39V66H42V65H44L45 63H48V62H50V61H52L54 58H59V55H60V57L61 58H63V56L65 57L66 56V54L69 56V54H71L73 51H74V47H71L73 50H72V52L69 50V53H68V49H64L63 47H64V45L65 44H67V46L65 47V48H67L68 47V42H72V43H77V42H79L80 44H81V42L83 43V42H85V41H89L90 39H92L93 38V40H95V39H99L98 41H100V38H109V39H112L113 38V36H115L117 33H119L118 31L120 30L121 31V27L124 25V23H126L125 25H127V23H129V21H128V18H126V17H122L123 15H122V13H124V16H126L127 14H128V11H127V9H128V7H126V6H128V4H127V2H125V0H123L124 2L122 3V2H120L119 0ZM118 1L120 2V3H122L121 5L118 3ZM126 1H128V3H129V0H126ZM132 1L133 0H131V2L129 3V4H131L132 3ZM136 1H138V0H136ZM141 2H142V0H140ZM147 1V0H146ZM150 1V0H149ZM148 1V2H149ZM162 1V0H161ZM171 1V0H170ZM169 1V2H170ZM174 0H172L171 2H173ZM186 1V0H185ZM196 1H201V0H196ZM209 1L210 0H206V1H204V0H202L200 3H199V5L202 3L203 5H200V6H204L203 8L204 9H206V7H207V5L209 6ZM28 2V1H27ZM31 1H30V3H32ZM43 3L42 5H46V3ZM117 2V3H116ZM139 2V1H138ZM143 2H145V1H143ZM142 2V3H143ZM147 2V3H148ZM164 2V1H163ZM171 2H170V4H169V7L171 6ZM174 2H178V3H176L175 5H174ZM172 4L174 5V6H176L177 5V7H178V5H180L179 4V0L178 1H174ZM193 2H195V1H193ZM24 3H26V2H24ZM23 3V4H24ZM40 3V4H39ZM54 3V2H53ZM141 3V4H142ZM195 3H197L198 4V2H195ZM22 4V3H21ZM27 4V3H26ZM28 4H29V2H28ZM127 4V5H126ZM146 4V3H145ZM144 4V5H145ZM149 4V3H148ZM166 4V3H165ZM164 4V5H165ZM184 4V3H183ZM190 4V3H189ZM193 4V3H192ZM45 5L43 6V7H45ZM117 5H119V7L120 8H118L117 7ZM133 5V4H132ZM186 5V4H185ZM191 5V4H190ZM194 5V4H193ZM196 5V4H195ZM48 6V5H47ZM53 6V5H52ZM141 6V5H140ZM146 7H147V5H145ZM149 6V5H148ZM197 6V5H196ZM213 6V5H212ZM14 5H13V10H14ZM130 7H132V6H130L129 5V10L131 9ZM134 7V6H133ZM132 7V8H133ZM146 7H144V8H146ZM164 7V6H163ZM165 7H166V5H165ZM173 7V6H172ZM171 7V8H172ZM180 7V6H179ZM191 7V6H190ZM47 7H45V9H46ZM125 8V9H124ZM138 9H139V7H137ZM143 8V7H142ZM142 8H140L139 10L141 11V9ZM161 8V7H160ZM167 8V7H166ZM170 8V9H171ZM185 8V7H184ZM187 8V7H186ZM208 8V7H207ZM11 10H12V8H10ZM176 9H178V8H176ZM210 9V8H209ZM13 10H12V12H13ZM16 10H15V12H16ZM27 10V9H26ZM127 12H126V11ZM135 10V9H134ZM159 10V9H158ZM167 10H168V8H167ZM181 10H184V9H181L180 8V11ZM123 11V12H122ZM132 13H133V10H130ZM138 11V10H137ZM157 11V10H156ZM161 11H162V9H161ZM176 11V10H175ZM11 12V11H10ZM16 12V13H17ZM120 12H122V13H120ZM126 12V13H125ZM160 11H158V13H159ZM166 13L168 12L169 13V11H165ZM170 12H172V11H170ZM177 12H179L178 10H177ZM181 12H184V11H181ZM202 12H204V10L202 11ZM18 13V14H19ZM139 13V12H138ZM141 13H143V12H141ZM152 13V12H151ZM156 13V12H155ZM8 14V13H7ZM31 14H33V12L31 13ZM119 14H121V15H119ZM126 14V15H125ZM131 14V13H130ZM183 14V13H182ZM203 14V13H202ZM134 15V14H133ZM156 15H158V14H156ZM162 15V14H161ZM160 15V16H161ZM168 15V14H167ZM166 15V16H167ZM173 15V14H172ZM177 15H179V14H177ZM181 15V14H180ZM180 15H179V17H180ZM8 16V15H7ZM6 16V17H7ZM120 16H121V18L123 19V20H126L127 22H125V21H123L124 23H122L121 21V18H120ZM129 16V18L131 17L129 14L127 15V17ZM151 16V15H150ZM174 16H175V14H174ZM12 17H15V20H16V15L15 16H12ZM17 17H19V15H17ZM163 17H164V15H163ZM176 17V16H175ZM178 17V18H179ZM198 17V16H197ZM119 18V19H118ZM132 18V17H131ZM130 18V19H131ZM134 18V17H133ZM150 18H152V17H150ZM154 18V17H153ZM156 18H159V17H156ZM169 18V17H168ZM177 18V17H176ZM182 18V17H181ZM6 19V18H5ZM8 20H11V18H7ZM12 19H14V18H12ZM22 19V20H23ZM135 19V18H134ZM137 19V18H136ZM164 19V18H163ZM166 19H167V17H166ZM203 19V18H202ZM25 20H23V22H25ZM150 20V19H149ZM151 20H154V19H151ZM174 20V19H173ZM6 21V20H5ZM19 21H17V24H18V22ZM136 20H134V22H135ZM156 21V20H155ZM165 21H167V20H165ZM171 21V20H170ZM199 21V20H198ZM7 22V21H6ZM6 22H5V24H6ZM12 22V21H11ZM10 21H9V23H10V28H12V24L13 23H11ZM14 22V21H13ZM21 22V21H20ZM121 23L120 25H122V26H120L118 23ZM133 22V23H134ZM158 22V21H157ZM157 22H155V23H157ZM8 23V22H7ZM15 23H16V21H15ZM14 23V24H15ZM154 23V24H155ZM168 23V22H167ZM130 24V23H129ZM120 26V28H119V26ZM131 25V24H130ZM201 25V24H200ZM7 26V27H8ZM9 27L7 28L8 30H9ZM14 27V26H13ZM124 28V27H123ZM126 28V27H125ZM5 29H6V26H5ZM7 29H6V31H7ZM14 29V30H15ZM11 30H13V28L11 29ZM118 30V31H117ZM128 30V29H127ZM127 30L125 31V32H127ZM5 31V30H4ZM3 31V32H4ZM125 32L123 33V35L125 34ZM121 33V32H120ZM10 34H12V36L14 35V33H13V31H12V33H10ZM7 35H9V32H8V34ZM122 35V34H121ZM0 37H3V36H1L0 35ZM9 37H11V35L9 36ZM8 37V38H9ZM18 37V38H17ZM11 38H13V39H11ZM11 38H9V42H10V40H15V38H14V36L13 37H11ZM4 39V38H3ZM115 39V38H114ZM107 41H108V39H106ZM117 40H118V38H117ZM116 40V41H117ZM7 41V40H6ZM16 41V40H15ZM98 41H94V43H96V42H98ZM102 41H104V40H102ZM115 41V40H114ZM9 42H8V45H10L9 44ZM101 42V41H100ZM105 43H106V41H104ZM103 42V43H104ZM109 42V41H108ZM108 42L106 43L107 45H108ZM113 42V41H112ZM120 42V41H119ZM1 43V42H0ZM11 43V42H10ZM16 43V42H15ZM86 43V42H85ZM93 43V42H92ZM93 43V44H94ZM102 43V42H101ZM104 43V44H105ZM114 43V42H113ZM86 44H88V43H86ZM89 44H91V42H89ZM88 44V45H89ZM92 44V45H93ZM99 44V43H98ZM103 44V45H104ZM105 44V45H106ZM2 44H0V46H1ZM8 45L6 46L7 48H9L10 49V47H8ZM16 45V47L18 48V46H17V44H15ZM22 45V46H23ZM70 45H71V43H70ZM70 45H69V48H70ZM84 45V44H83ZM99 45H101V44H99ZM98 45V46H99ZM103 45H101V46H103ZM111 46H112V43L110 44ZM11 46V45H10ZM91 46V45H90ZM90 46H89V48H88V46H87V48H88V50L87 51H89L90 50ZM101 46H99V47H97V45L95 46V48H96V50L97 51H99L98 49L99 48H101ZM5 47V46H4ZM5 47V48H6ZM12 47V46H11ZM20 47V46H19ZM78 47V46H77ZM82 47V46H81ZM91 47H93V46H91ZM104 47V46H103ZM107 47H109V46H107ZM1 48V47H0ZM4 48V49H5ZM6 48V49H7ZM76 48V47H75ZM78 48H80V47H78ZM95 48H91V51H92V49H95ZM104 48H106V47H104ZM103 48V49H104ZM110 48V47H109ZM109 48L107 49V50H109ZM6 49L3 51V53L6 55V53H7V55H8V57H10V56H12V55H10L9 54V52H7L6 51ZM12 49V48H11ZM13 49H14V47H13ZM77 49V48H76ZM75 49V50H76ZM85 49V48H84ZM102 49V48H101ZM8 50V49H7ZM18 50H20V48L18 49ZM66 50H67V52H66ZM96 50H94V52L92 51H90L91 53H92V55H94V53L96 52V54L97 53H101V50H100V52H97ZM107 50H105L104 49V51H107ZM247 51V53H249L250 54V56H253L252 54L254 53V52H252L251 53V51L250 50H252L251 49V47L249 48L248 47V49H246ZM66 52V54L65 55H62V53L63 52ZM78 51V50H77ZM81 51V50H80ZM79 51V52H80ZM82 51H84V50H82ZM85 51H86V49H85ZM86 51V52H87ZM207 51V50H206ZM248 51H250V52H248ZM16 52H17V50H16ZM109 52H110V50H109ZM82 53V52H81ZM84 53V52H83ZM83 53H82V55H83ZM90 53V54H91ZM12 54V53H11ZM64 54V53H63ZM75 54V53H74ZM85 54V53H84ZM106 54H109L108 52H106ZM73 55V54H72ZM102 55H104V54H101V56ZM205 55V54H204ZM73 56H75V55H73ZM195 56V55H194ZM12 57V58H13ZM87 57V56H86ZM89 57H90V55H89ZM104 57V56H103ZM108 57H109V55H108ZM57 58H56V60H57ZM76 58V57H75ZM78 58H80V57H78ZM93 58V57H92ZM96 58V57H95ZM102 58V57H101ZM104 58H107V56H105ZM212 58V57H211ZM4 59V60H5ZM97 59V58H96ZM199 59V58H198ZM251 59H253V57L251 58ZM76 60V59H75ZM202 60V59H201ZM74 61V60H73ZM89 61H91V60H88V62ZM105 61V60H104ZM103 61V62H104ZM254 61H257V60H255L254 59ZM254 61L253 60H251L250 62V64H251V67H252V69H254L255 70V72H254V75H252V74H250V76L248 75H244V72H247L248 70V72H250V67L249 66H246V67H248V70H247V68L245 67V65H247L246 63H244V61L243 62H241V63H243V66L244 67H242V65H241V69H246L247 71H244V72H239V70H233V73H232V76L231 77H229V78H224L223 79V81L221 82V81H219L218 79H217V77L215 76L214 78H216L215 79V81H212V79L210 80V79H208L207 78V76H208V74H210V73H208V74H205L204 73V75H207V76H205L209 81V83H211V85H213L212 83L214 82V85L215 84H217V83H215L216 82V80H218L219 82H221L220 83V85H219V87L216 85L215 87H218L219 89H215V92H212L211 94H210V90H213L214 91V87L212 88V89H208V87H210L211 85H206L207 84V79L206 80H202V82L203 81H206L205 83H201V85H203L202 86V88H200L199 87V84L196 82V85L198 84V86H196V87H199L198 88V93L200 92L199 91V89L201 90V93L199 94L200 95V97L199 98H197L196 100L197 101H189V100H185L184 101V99L182 100V101H180V102H185V103H177L178 105H181L182 104V107H183V112H181V110H182V107H179L178 106V109L177 110H180V112L182 113V114H178L179 115V117H178V120H176V119H174L175 120V122L177 121V123H178V127L176 128V126L174 125V128L172 127V125L170 126V127H168V126H166V125H164L165 126V130H167L168 128L170 129L171 128V131H172V134L171 133H169V135L171 136L172 135V137H169V136H167V135H165L164 134V132H162L163 130H164V128H163V130L161 129H159L160 128V125H162V127H164L163 126V124H162V121H161V123L159 124L158 123V119H152V118H146V120L144 119L145 118V116H144V118H143V116H141L140 115V117H142L144 120H142V121H139V120H141L140 119V117H139V120H138V118L136 119L132 114H130L133 118H135L136 120H138L137 122H136V120H134L132 117H129V119L130 118H132L134 121H132V119H131V121H129V123H128V125L126 126V125H123V124H125V123H127L128 121H127V119H126V117H125V119H126V122L125 123H120V124H122V125H120L119 123L117 124V123H115L114 124V122H113V125L115 126H111V125H109L108 123V127L110 128H108L107 130L106 129H103V130H106L109 134L107 135V136H111L110 137V139L111 140H109V138H107L108 140H107V142L109 141H111V144L112 143H115L116 141H117V144H119V146H121V148H119L120 149V151L122 152H124V151H126V153H129L128 155H130L131 153V151H132V153H134L133 151L134 150H136V148L135 147H133V145L135 144V142H139V140L138 139H136L135 140V137H136V135L137 136H139L138 134H136L138 131L140 132H138L139 134H140V136H141V138L143 139V142H145V143H147L146 141H148L149 139L150 140H153V142H155V140L157 141H159V139H161V143L159 142L158 144H156V145H154V143L153 144H145L144 143V145H147V146H153V149L151 150L150 149V151H153V153H150V154H154L155 153V151L157 152V155L156 156H154V158H157L158 160H160V161H163L162 163H161V165L163 164L164 165V162H166V164H168V165H170V167H172L169 171L171 172V174H169L168 173V176H170V178H171V182L170 181H168V182H170V183H168V185L164 188V189H162V190H165V191H163L164 193L168 190V191H171V194L173 195V194H177L176 192H178V191H180V190H182V189H184V190H186L185 188L186 187H184V188H181V186L183 185L182 183H184L185 181L182 179V176H184L185 174L183 173V171L186 173L187 171L190 173V175H191V177H189V178H192L190 181L192 182L193 181V185H192V192H190L189 191V189L190 188H188L189 186H187V189H188V191L190 192V193H192V195H191V197L193 196V195H195V197H197V198H195L196 200H199L200 199V205L202 204L201 203V199H203V198H205V199H203L204 200V202H203V206L201 205V207H202V209L200 210V218H195L196 220H194L195 222L194 223H191V221L193 220V219H191V221L188 219V218H191V217H189V215L190 216H192L191 214L193 213L194 215H195V213L193 212V210H195V208L193 209V208H189V206L191 205V203H190V205L188 204V206L186 205V203L187 202H185L186 200L185 199H187V198H185V199H183V197L182 196H180V198L178 197V199H180V202H179V204H181V199H183L184 201H182V203H184L185 202V206L186 207H188V211H187V213L189 214L187 217H182V218H187L186 220H187V222H189L190 221V223H191V225L190 226H193L194 228H197V226L198 227H200V225H203L204 227L206 226L207 227V224H209V226H210V224L212 225V226H214V224H212L213 222H215L216 223V221H221L222 219H224V218H226V213L228 214V213H230V212H226V211H228V210H230V209H228L227 210V201H228V199H229V201H230V199L231 198H233V197H231L230 198V196L231 195H233L234 193H237L236 194V198H239L240 199V201H241V205H242V210H244V211H247V212H249L248 214L249 215H247L246 213H244L243 212V214H245V215H243V214H241V216H245L244 218H247L248 219V217L249 216H251V222H250V220L248 221V223H250V227H252V225H251V223H252V220H253V223H254V225H253V227L252 228H244V229H246L247 231L248 230H250V231H245V232H247V233H250V234H243L242 235V233H241V228L242 227H240L239 229H237V231L239 232L240 231V233H241V235L239 236L238 234V232H236L237 233V235L239 236V237H235V235H236V233L235 234H230L231 236H233L234 238H229L230 236H229V231L230 230H232L231 228H233V227H231V228H227V227H225V229L227 228L228 229V232H227V229H226V231H225V234H223V237H225V235H227L226 233H228V236L226 237V238H229V240L227 239V241H224V242H222L221 244H220V242H221V240H222V235H220V233H217V234H219L220 236H221V240H220V242H217V243H219L220 244V246H218L217 247V245H216V249L215 250H213L209 255H207V256H204V257H199V256H192V257H181L180 255V252H179V248L180 247H184V246H186L184 243H183V245H182V243H181V241H183V239L181 240L180 238H182L183 236H184V234H186L187 235V231L185 232H181V230L179 231V229H185L186 227H185V225L184 224H187V223H185L186 222V220H185V222H184V224H183V226L185 227H183V228H181V227H178L179 225H180V223L179 222H176L175 224H177L178 225V223H179V225L177 226L178 227V231H177V233L175 232L174 234H172V235H164V234H159L158 232H159V230H155V224H154V222L151 220V219H154L153 217H156V215L157 214H159L161 211H162V209H161V204L163 205V202H162V199H164V195H162V194H160V195H162L160 198H159V196H156V190L158 189L157 188V186L156 187H154L155 185L152 183V185H154V186H151V188H150V190H152L153 188H157L156 190L155 189H153V190H155V191H153L152 193L150 192V195H148L149 197H147V196H145L146 194H149V192L147 191V190H145V193H146V191L148 192V193H146L145 195H143L142 197L140 196H138L139 198H141L140 199V202L138 203V202H136V204L138 203L139 205H137V207L135 208V205H134V213H135V216L134 217H131L130 218V222L132 221V222H135V223H129V224H136V223H138V225H140L141 226V230H139V231H136V233L135 232H133V239L131 238V242H130V238L129 237H127L128 239H129V241L128 242H130V243H126V244H123V241L121 242V237H123L122 236V234H124V232L123 231H125V233H126V230H124V224L126 223V221H127V219L128 218H125L124 217V219L126 220H124L125 222H123L122 221V223H121V220H123V218L120 220L119 218L121 217L120 216V214L122 213H124V212H121V211H119L120 209H118L116 206H117V203H115L117 200H114L115 198H120V196H119V194H120V186L118 185V184H116V183H118V181L120 182V179H121V182H124V181H126L125 180V178H127L128 176H126L125 178H124V180L122 179V178H120L119 177V180H117V182H115V184L116 185H118L117 187H119V188H117L116 187V190L117 189H119L118 191H119V193H118V196H117V194H116V190L115 189H113V188H110V190L111 189H113V190H109V187L108 188H106L105 186L107 185V184H109L108 182H110V181H108L109 180V178L111 177L110 175H108V176H110L109 178L105 175V174H103V173H108V172H112V171H114V164H116V163H114L112 166H114V167H112V166H110V165H108V167L106 166V164H104L106 161L107 162H109V159H110V156H109V158H108V156H107V153H104V152H101V150L99 151L101 154H103V156L105 155L106 156V158H108L106 161H104L102 164L100 163L101 161H103L104 159H103V156H101V159H103V160H101V161H99L98 163H100L101 165V167H99V168H101V170H103V175L102 174H99V173H101L100 171H96V169H97V165H99V164H96V166L94 165V160L93 161H91L92 159H90L89 158V156H88V154L86 155L87 156V159L89 158V161H91L90 162V164L89 165H91V167L93 166L94 167V169H95V167H96V169H95V172H97L99 175H102L101 177H102V179H103V181L101 180V181H99V180H97L96 178H98L99 177V175H98V177H94L96 180H94V181H96V183H98L97 184V186L99 187V184L102 182V184L101 185H103V183L104 182H106V183H104V187L103 186H100V188H97L98 190H95V186H96V183H94V182H92V184L94 183L95 184V186H94V184H93V186L94 187H92L91 188V185L89 184V181H87V178L86 177H88L89 175V177H92L91 176V172H94V170H92V169H90V172L88 171V170H85V173L87 174V172L89 173V175H87L86 177L85 176H83L82 174H83V172L81 173V171L83 170V169H85L84 168V166H85V163H86V161H85V163H84V166H82L81 168H83V169H81V171L79 172V173H81L80 175H81V177H82V181L80 182L81 184H84V183H82L84 180L83 179H85L86 180V182H88V183H85V185H87L88 187H85V188H82V186H85V185H78V186H80L82 189H81V193H83L84 192V189H86L87 191V193H88V195H90V197L88 196V198H87V200H88V203H89V207H90V209H91V211H90V209H89V211H87V213L83 210V208H84V205H82V204H84L83 203V201H81V205L82 206H80V207H82V212H83V214H89V212H91L90 213V216H89V218H88V215H87V217H85V215H83V217H85L86 218V220H84V218H82L81 217V215H82V213H81V215L79 216V215H77L79 212H81V209L79 210V211H77L76 213V215L77 216H79L82 220H78V221H76L75 220V218H73L76 222H78V223H80L79 225L75 222V224L76 225H78V226H76L75 225V227L76 228H74L76 231H77V233L81 230V229H84V231H82V232H80V234H79V236H75V237H73V239H72V242H71V244L72 245H70V246H72V247H74L75 245L78 247V249L79 250H81V251H87L86 253L87 254H89V255H94L95 256V258H96V261H95V264H264V91L262 90L263 89V87H264V72H263V70H259V66L257 67V65L256 64H254ZM203 62V61H202ZM86 63V62H85ZM91 63V62H90ZM99 63V62H98ZM200 63H201V61H200ZM199 63V64H200ZM239 63V62H238ZM11 64V65H10ZM75 64V63H74ZM77 64V63H76ZM78 65V64H77ZM76 65V66H77ZM86 65V64H85ZM85 65L83 66V67H85ZM237 65V64H236ZM235 65V66H236ZM240 65H238V66H236L235 68H237V67H240ZM102 66H105V65H103L102 64ZM211 66V65H210ZM232 66H233V64H232ZM81 67V66H80ZM94 67H95V65H94ZM195 67V66H194ZM261 67V66H260ZM5 68V67H4ZM7 68H6V70H7ZM22 68V69H21ZM77 68V67H76ZM106 68V67H105ZM232 68V67H231ZM262 68V67H261ZM19 69V70H18ZM80 69V68H79ZM78 69V70H79ZM86 69V68H85ZM88 69V68H87ZM95 69V68H94ZM104 69V68H103ZM102 69V70H103ZM9 70H7V71H9ZM23 70V71H22ZM93 70V69H92ZM100 70V69H99ZM101 70V71H102ZM105 70V69H104ZM108 70V69H107ZM231 70V69H230ZM9 71V72H10ZM19 71V72H18ZM80 71V70H79ZM78 71V72H79ZM83 71V70H82ZM85 71V70H84ZM89 71V70H88ZM91 71V70H90ZM89 71V72H90ZM97 71V70H96ZM110 71V70H109ZM108 71V72H109ZM242 71V70H241ZM260 71V72H259ZM23 72V73H22ZM86 72V71H85ZM94 72V71H93ZM104 72V71H103ZM13 73V74H14ZM82 73H84V72H82ZM225 73H228L229 74V71H227V72H224V74ZM89 74V73H88ZM93 74V76H94V73H92ZM97 74V73H96ZM219 74V73H218ZM221 74V73H220ZM219 74V75H220ZM222 74H223V72H222ZM224 74H223V77H224ZM84 75V74H83ZM227 75V74H226ZM225 75V76H226ZM230 75V74H229ZM100 76V75H99ZM228 76V75H227ZM84 77V76H83ZM86 77V76H85ZM92 77V76H91ZM210 77V76H209ZM211 77H213L212 75H211ZM87 78V77H86ZM111 78V77H110ZM219 78H220V76H219ZM250 78V79H249ZM92 79H93V77H92ZM99 79V78H98ZM97 79V80H98ZM106 79V78H105ZM105 79L103 80L104 81V83H105ZM96 80V79H95ZM109 80V79H108ZM84 81L86 82V80L84 79ZM92 81V80H91ZM90 81V82H91ZM103 81H101V82H103ZM112 81V80H111ZM198 81V80H197ZM211 81V82H210ZM109 82V81H108ZM256 82H258V83H263V87H262V85H261V90H259V87L257 88V86L259 85L260 86V84H256ZM87 83V82H86ZM93 83V82H92ZM107 83V82H106ZM112 83V82H111ZM208 83V84H209ZM256 84V86H254L255 84ZM88 84V83H87ZM98 84V83H97ZM194 84V83H193ZM205 84V85H204ZM91 85V84H90ZM101 85H102V87L104 86V88H102L103 89V91H104V93L106 94V93H108V92H112L113 94H114V85H113V83L112 84H102L101 83ZM100 85V86H101ZM213 85V86H214ZM204 86H208L207 87V90H208V93H207V90H205V88H203ZM7 87V86H6ZM6 87H5V89H6ZM22 87V88H23ZM97 87H99V86H97ZM7 88H9V87H7ZM12 90H8L7 89V91L3 88V90H5L4 92H0V93H2V94H0V96H2L4 99L6 98L7 100L6 101H4V102H2V104L0 103V105L2 106L1 108H4L5 110H7V112L9 111H12V113L14 114V112L13 111H15V104H13V102L14 103H17L16 102V98H18V96H20L19 94L22 92H15L16 90H15V88L13 89L12 87H10ZM19 88V87H18ZM21 88V89H22ZM93 88H95V87H93ZM100 88V87H99ZM211 88V87H210ZM91 89V88H90ZM101 89V90H102ZM182 89V88H181ZM181 89H179L180 91H181ZM189 89V88H188ZM192 89V88H191ZM190 89V91L192 92V90ZM15 90V91H14ZM20 90V89H19ZM24 90V89H23ZM97 90H100V89H97ZM96 90V91H97ZM1 91V90H0ZM18 91V90H17ZM26 91V90H25ZM103 91H102V94H103ZM122 91H123V89H122ZM183 91L185 92V94H183V95H187V93L189 92V90H187V93H186V89H183ZM183 91H181L179 94H181V93H183ZM263 91V92H262ZM90 92H92V91H90ZM126 91H124V93H125ZM128 92V91H127ZM139 92V91H138ZM194 92H196V90L194 91ZM15 93V94H14ZM32 93H29V94H32ZM38 93V92H37ZM37 93H35L36 95H37ZM40 93H42V95H45L46 97H48L49 99L50 98H53L54 97V94L55 93H52V92H49V91H41ZM89 93V92H88ZM116 94H117V92H115ZM22 94V93H21ZM95 94V93H94ZM111 93H109V95H110ZM133 93H131V95H132ZM190 94V93H189ZM189 94H188V96H186L187 97V99L189 98V99H191L190 98V96L193 94V92H192V94H190V96H189ZM204 96H203V95ZM206 94H208V95H206ZM23 95V94H22ZM40 95V94H39ZM91 95H93V94H91ZM118 95V94H117ZM117 95H116V98H117ZM123 95V94H122ZM121 95V96H122ZM125 95V94H124ZM123 95V96H124ZM127 95V94H126ZM129 95H130V92H129ZM175 95H178V94H175ZM183 95L181 94V96L183 97ZM114 96V95H113ZM122 96V97H123ZM133 96V95H132ZM134 96H135V94H134ZM133 96V98L135 99V97ZM173 96V95H172ZM181 96H178V97H181ZM193 96V95H192ZM194 96H195V94H194ZM197 96V95H196ZM21 97V96H20ZM57 97V95L55 96V98ZM110 97V96H109ZM119 97V96H118ZM121 97V98H122ZM127 96H125V97H123V101L125 102V101H130V102H132V103H134V101H131V99H132V97H127V98H130L129 100H127V98H126ZM150 97V96H149ZM174 97V96H173ZM186 97H184V98H186ZM92 98V97H91ZM102 98V97H101ZM105 98V97H104ZM115 98V97H114ZM120 98V97H119ZM126 98V100H124ZM196 98V97H195ZM54 99V98H53ZM93 99V98H92ZM107 99H108V96H107ZM134 99H132V100H134ZM136 99H137V97H136ZM175 99V98H174ZM176 99H177V97H176ZM179 100H181V98H178ZM18 100H21V99H19L18 98ZM23 100V99H22ZM52 100V99H51ZM98 100H99V97H98ZM101 100V99H100ZM119 100V99H118ZM90 101V100H89ZM93 101V100H92ZM95 101V100H94ZM114 101V100H113ZM116 101V100H115ZM137 101V100H136ZM135 101V102H136ZM140 101V100H139ZM175 101V100H174ZM178 101V100H177ZM86 102V101H85ZM120 102V101H119ZM118 102V103H119ZM19 103V102H18ZM100 103V102H99ZM103 103V102H102ZM110 103H112V102H110ZM121 103H123V102H121ZM176 103V102H175ZM87 104V103H86ZM89 105H90V103H88ZM93 104V103H92ZM96 104V103H95ZM98 104V103H97ZM117 104V103H116ZM115 104V105H116ZM126 104L127 105H129L127 102H126ZM135 104V103H134ZM137 104V103H136ZM177 104H175V105H177ZM13 105V106H12ZM100 105V104H99ZM104 105V104H103ZM102 105V106H103ZM107 105V104H106ZM122 105V104H121ZM174 105V106H175ZM85 106V105H84ZM91 106V105H90ZM89 106V107H90ZM172 106V105H171ZM17 107H18V104H17ZM39 107V106H38ZM87 107V106H86ZM100 107V106H99ZM106 107V106H105ZM105 107H103V108H105ZM117 107V106H116ZM119 107V106H118ZM121 107H124V105L123 106H121ZM130 107V106H129ZM85 108V107H84ZM91 108V107H90ZM108 108V107H107ZM110 108V107H109ZM115 108V107H114ZM179 108H181V109H179ZM17 109V108H16ZM86 109V108H85ZM99 109V108H98ZM112 109V108H111ZM117 109V108H116ZM115 109V112L119 109V110H121L120 108H118L117 110ZM168 109V108H167ZM173 109V108H172ZM42 110V109H41ZM106 110V109H105ZM107 110H109V109H107ZM148 110V109H147ZM171 110V109H170ZM43 111V110H42ZM90 111V110H89ZM88 111V112H89ZM91 111H92V109H91ZM94 111V110H93ZM102 111H103V109H102ZM112 111V110H111ZM126 111V110H125ZM16 112V111H15ZM53 112V111H52ZM119 112V111H118ZM121 112H122V110H121ZM136 112V111H135ZM165 112H166V110H165ZM168 112H170V111H168ZM180 112H178V113H180ZM86 113V112H85ZM94 113V112H93ZM113 113V112H112ZM138 113V112H137ZM45 114H46V112H45ZM48 114H50L49 112H48ZM89 114V113H88ZM88 114H87V116H88ZM115 115H116V113H114ZM125 114V113H124ZM145 114H146V112H145ZM163 114V113H162ZM166 114V113H165ZM169 114V113H168ZM168 114H166V115H168ZM175 114H176V116H177V112H175ZM53 115H55V114H53ZM57 115V114H56ZM129 115V114H128ZM144 115V114H143ZM86 116V117H87ZM94 116V118L96 117L95 115H93ZM117 116H119V115H117ZM136 116V115H135ZM163 116H165V115H163ZM163 116L161 117L162 119H159V120H164V119H166V118H164L163 119ZM170 116V115H169ZM169 116H168V118H169ZM175 116V115H174ZM175 116V117H176ZM56 117V116H55ZM58 117V116H57ZM86 117L84 118V119H86ZM89 117V116H88ZM87 117V118H88ZM91 117V116H90ZM159 117V116H158ZM172 117V116H171ZM66 119V118H65ZM83 119V120H84ZM89 119V118H88ZM112 119H114V118H111V120ZM120 119V118H119ZM149 119V120H148ZM170 119V118H169ZM67 120V119H66ZM95 120V119H94ZM118 120V119H117ZM121 120V119H120ZM119 120V121H120ZM122 120H123V118H122ZM168 120V119H167ZM60 121H62V120H60ZM59 121V122H60ZM70 121V120H69ZM89 121H90V119H89ZM105 121H108V120H105ZM110 121V120H109ZM114 121V120H113ZM124 121V120H123ZM86 122H88V120L86 121ZM94 122V121H93ZM117 122V121H116ZM166 122V121H165ZM165 122H164V124H165ZM169 121H167L166 123H168ZM171 123L173 122V121H170ZM29 123V122H28ZM65 123V122H64ZM89 123V122H88ZM174 123V122H173ZM172 123V124H173ZM87 124V123H86ZM104 124V123H103ZM106 124V125H107ZM111 124H112V122H111ZM136 124V125H135ZM175 124V123H174ZM68 125H69V123H68ZM88 125V124H87ZM117 125H120V127L119 128H117L116 126ZM177 125V124H176ZM85 126V125H84ZM91 126V125H90ZM90 126H88V127H90ZM87 127V126H86ZM161 127V128H162ZM84 128V127H83ZM101 128V127H100ZM105 128H107V126L105 127ZM135 128L138 130V131H136L135 132V134H134V136H130V138L132 139V137L134 138V140H130V138H128V135L130 134V132L132 131V130H134L135 131ZM86 129H88V128H86ZM84 130V129H83ZM82 130V131H83ZM101 130V129H100ZM91 131H94L93 129L91 130ZM171 131H169V132H171ZM84 132V131H83ZM85 132H86V134L88 133L86 130H85ZM84 132V133H85ZM168 132V131H167ZM184 133V135H185V143L184 142H182L183 140H181L180 138L182 137L181 135L182 134H180V133ZM79 133V132H78ZM93 133V132H92ZM133 133V132H132ZM77 134V133H76ZM96 134V133H95ZM78 135V134H77ZM84 135V134H83ZM88 135V134H87ZM131 135V134H130ZM184 135H183V137H184ZM74 136V135H73ZM76 136V135H75ZM78 137V136H77ZM95 137V136H94ZM75 137H73V139H74ZM79 138H80V136H79ZM78 138V139H79ZM83 138H85V137H83ZM89 138V137H88ZM138 138V137H137ZM140 138V139H141ZM165 139V140H169V143H165L164 141L165 140H162V139ZM172 138V140H170ZM81 139H82V137H81ZM94 139V138H93ZM93 139H91V140H93ZM113 139L115 140V142L113 141ZM142 139H141V141H142ZM144 139L146 140V141H144ZM87 140V139H86ZM96 140V139H95ZM149 140V141H150ZM181 140V141H180ZM135 141V142H134ZM157 141V142H158ZM163 141V142H162ZM171 141V142H170ZM32 142V141H31ZM33 142H34V140H33ZM32 142V143H33ZM76 142H78V141H76ZM82 142V141H81ZM91 142V141H90ZM89 142V143H90ZM108 142V143H109ZM142 142V143H143ZM156 142V143H157ZM166 142H168V141H166ZM80 143V142H79ZM88 142H86V144H87ZM134 143V144H133ZM141 143V142H140ZM165 143V144H164ZM37 144V143H36ZM77 144V143H76ZM81 144V143H80ZM91 144H92V142H91ZM96 144V143H95ZM133 144V145H132ZM114 145H116V144H113V146ZM122 145H124V146H122ZM126 145V146H125ZM143 145V146H144ZM165 145L167 146V147H165ZM30 146V145H29ZM39 146V145H38ZM83 146H84V144H83ZM92 146H93V144H92ZM96 146V145H95ZM108 146H109V144H108ZM136 146L138 147V145L136 144ZM142 146V148L144 149V147ZM146 146V147H147ZM88 147H90V144L88 145ZM87 147V145H85V147H82L81 149H85V148H88ZM98 148H99V146H97ZM110 147H111V145H110ZM115 147V146H114ZM114 147H113V150H114ZM116 147H117V145H116ZM123 147V148H122ZM132 147V148H131ZM145 147V148H146ZM149 147H147V148H149ZM91 148V147H90ZM101 148V147H100ZM107 148H109V147H107ZM106 148V149H107ZM112 148V147H111ZM103 149H105V147H103ZM105 149V150H106ZM118 149V150H119ZM137 149H139V148H137ZM88 150V149H87ZM90 150V149H89ZM94 150V149H93ZM112 150V151H113ZM117 150V149H116ZM116 150H114V151H116ZM141 150V149H140ZM140 150H138V152L140 151ZM148 150V149H147ZM33 151V150H32ZM111 151V150H110ZM110 151H106V152H108V155H111V153H110ZM111 151V152H112ZM113 151V152H114ZM145 151H146V149H145ZM87 152V151H86ZM89 152V151H88ZM98 152V153H99ZM123 152H122V154H123ZM143 153H146V152H144V151H142ZM147 152H149V151H147ZM77 153V152H76ZM110 153V154H109ZM114 153H116V152H114ZM118 154H119V152H117ZM126 153H124L123 154V156H121V158L122 159H124V155L126 154ZM136 153V152H135ZM140 153V152H139ZM138 153V154H139ZM142 153V154H143ZM89 154L91 155V153L89 152ZM118 154H116V155H118ZM121 154V155H122ZM147 154H149V153H146V155L145 156H147ZM76 156H77V154H75ZM113 155V154H112ZM128 155H126L127 156V158H128ZM133 154H131V156H132ZM155 155V154H154ZM74 156V155H73ZM83 156V155H82ZM137 156V155H136ZM136 156H134V158H136ZM158 156V157H157ZM77 158H78V156H77ZM79 158H80V155H79ZM83 158H85V154H84V156H83ZM91 158H94V156H93V154H92V156H91ZM112 158H113V156H112ZM111 158V159H112ZM118 158H119V160H120V156H118ZM127 158H126V160H127ZM137 158H138V156H137ZM142 158H143V156H142ZM151 158H153V156H151V155H149L148 156V159H151ZM153 158V159H154ZM75 159V158H74ZM86 159V158H85ZM84 159V160H85ZM99 160H100V158H98ZM114 159H116L115 158V155H114ZM144 159V158H143ZM146 159V158H145ZM144 159V160H145ZM72 160V159H71ZM83 160V159H82ZM118 160V161H119ZM125 160V159H124ZM129 160L130 159H128V161L125 163V162H123V166H124V164L126 165L127 163L129 164ZM137 160V159H136ZM135 159H134V161H136ZM144 160H142V161H144ZM147 160V159H146ZM44 161V160H43ZM81 161V160H80ZM111 161V160H110ZM112 161H113V159H112ZM117 161V160H116ZM131 161H133L132 159H131ZM130 161V164L132 163ZM152 161V160H151ZM72 162V161H71ZM75 162H76V160H75ZM74 162V163H75ZM114 162H115V160H114ZM120 162V161H119ZM140 162V161H139ZM145 162H147V161H145ZM144 162V163H145ZM149 162H150V160H149ZM89 163V162H88ZM87 163V164H88ZM92 163V164H91ZM111 163V162H110ZM121 163V165L120 166H122V161L120 162ZM136 163V162H135ZM137 163H138V161H137ZM141 163V162H140ZM150 163H152V162H150ZM150 163H148V164H145L144 166H146V165H151ZM154 163H159V162H155V160H154ZM72 164V163H71ZM103 164L106 166H104V167H102L103 166ZM109 164V163H108ZM134 166H135V164L134 163H132ZM165 164V165H166ZM66 165V164H65ZM75 165V164H74ZM77 165H78V163H77ZM137 165V164H136ZM153 166H154V164H152ZM150 166V167H152L153 168V166ZM155 165H157V164H155ZM158 165H160V163L158 164ZM69 166H71V165H69ZM79 166V165H78ZM77 166V168H79ZM122 166V167H123ZM127 166H130V165H127ZM133 166V167H134ZM141 166H142V163H141ZM90 166H89V168H91ZM92 167V168H93ZM132 166H130L129 168V170L130 171H132L131 169H133V167L131 168ZM138 167V165L137 166H135V170H136V168ZM147 167V166H146ZM160 167V166H159ZM159 167H158V170H159ZM166 167H168L169 168V166H166ZM165 166H163V169H165L166 168ZM40 168V167H39ZM67 168H68V166H67ZM74 168H75V166H74ZM88 168V169H89ZM98 168V169H99ZM117 168V167H116ZM141 168V167H140ZM149 168V167H148ZM161 169H162V166L160 167ZM122 169V168H121ZM126 169H128L127 167L126 168H124V169H122V170H126ZM139 169V168H138ZM137 169V170H138ZM155 169H156V167H155ZM41 170H42V168H41ZM70 170V169H69ZM92 170V171H91ZM120 170V169H119ZM122 170H120V171H122ZM128 170V171H129ZM135 170H134V172H135ZM141 170H142V168H141ZM157 170V169H156ZM77 172H78V170H76ZM87 171V172H86ZM115 171H117V169H115ZM128 171H125V172H128ZM138 171H140V169L138 170ZM138 171H136V172H138ZM161 172L160 173H162L161 175H164L165 173H163L162 172V170H160ZM164 171V170H163ZM168 170H167V172H169ZM211 171V172H210ZM72 172H74L75 173V171H72ZM94 172V173H95ZM118 172V171H117ZM117 172H113V174L115 173H117ZM140 172H142V171H140ZM147 172H149L150 173V168H149V171L147 170ZM153 172H155L157 175H158V177H160L159 176V174L160 173H158V172H156V171H154V169H153V171L150 173V175L151 174H154ZM165 172H166V170H165ZM67 173V172H66ZM70 173V172H69ZM106 173V174H107ZM119 173V172H118ZM122 173H123V171H122ZM122 173H119V175L121 176V174ZM139 173V172H138ZM183 173V174H182ZM25 174V173H24ZM72 174V173H71ZM96 174H93V176L94 175H96ZM114 174V175H115ZM127 174V173H126ZM132 174H133V171H132ZM135 174V173H134ZM140 174L141 173H139L138 174V176H137V179H140V178H138V177H140ZM145 173L143 172V175H144ZM67 175H69V174H67ZM73 175L74 174H72V176L70 175L69 177H72V179H73ZM76 175L79 177V175H78V173H76ZM75 175V176H76ZM104 175H105V178L107 177V180L104 178ZM128 175V174H127ZM146 175L148 176V174L146 173ZM182 175V176H181ZM188 173H187V177H188ZM189 175V176H190ZM209 175V176H208ZM27 176V175H26ZM30 176H31V174H30ZM74 176V177H75ZM115 176H117L118 177V175H115ZM114 176V177H115ZM123 176V175H122ZM132 176V177H131ZM133 176L134 175H130V177L131 178H133ZM136 176V175H135ZM146 176V177H147ZM154 176V175H153ZM198 176V177H197ZM68 177V178H69ZM84 177V178H83ZM88 177V178H89ZM101 177H99V178H101ZM113 177V176H112ZM124 177V176H123ZM130 177H128V178H130ZM143 177V176H142ZM149 177V176H148ZM151 177L152 176H150V179H151ZM164 177L166 178L167 177V175H164ZM185 177H186V175H185ZM186 177V178H187ZM210 177V178H209ZM93 177L92 178H90L89 180H90V182L92 181L91 179H94ZM144 178H145V175H144ZM153 178V177H152ZM154 178H156V175H155V177ZM162 178H163V176H162ZM161 177H160V179L161 180H163L164 182L166 181V183H167V178L166 179H162ZM184 178V177H183ZM186 178H184L185 180H186ZM189 178H188V180H189ZM27 179V178H26ZM30 179V178H29ZM71 178H70V180L69 181H71L72 180ZM78 180L77 178H74V180ZM115 179H116V177H115ZM136 179V178H135ZM146 179H149V178H146ZM146 179H145V181H146ZM160 179H158V181L160 180ZM19 180V179H18ZM65 180V179H64ZM73 180V181H74ZM110 180H111V178H110ZM114 180V179H113ZM123 180V181H122ZM140 180H142V179H140ZM187 180V181H188ZM31 181V180H30ZM68 181V180H67ZM67 181H64L65 182V185L69 182H67ZM108 181V182H107ZM127 181H132V179H127ZM126 181V182H127ZM139 181V180H138ZM137 181V182H138ZM147 181H149L150 182V180H147ZM153 181V180H152ZM157 181V183H159ZM161 182L160 184H158V185H163V183L164 182ZM186 181V182H187ZM28 182V181H27ZM26 182V183H27ZM40 182V181H39ZM72 182V181H71ZM71 182H69V184H71ZM75 182V181H74ZM74 182H72V184H71V186L72 185H74L73 183ZM77 182V181H76ZM79 182V181H78ZM78 182L76 183V185L75 186H77V184H78ZM111 182H113V181H111ZM110 182V183H111ZM120 182V183H121ZM126 182H125V184H126ZM134 182H135V184H136V181H133V184H134ZM140 182V181H139ZM32 183V182H31ZM37 183V182H36ZM42 183V181L40 182V187H41V185L43 184H41ZM119 183V184H120ZM144 183V182H143ZM147 183V182H146ZM112 184H114V183H112ZM111 184V185H112ZM125 184H122V189L124 188L123 186H125ZM130 184V183H129ZM129 184H127V185H129ZM133 184L131 183L130 185H132L133 186ZM142 183H140V185H141ZM155 184H156V181H155ZM182 184V185H181ZM186 184V183H185ZM189 184V183H188ZM187 184V185H188ZM191 184V183H190ZM209 184V185H208ZM21 185V184H20ZM27 185V184H26ZM31 185V184H30ZM35 185V184H34ZM37 185V184H36ZM65 185H63V187L65 186ZM90 185V186H89ZM110 185V184H109ZM126 185V188H124V189H127L129 186H127ZM140 185H138V186H140ZM143 185V184H142ZM147 185V184H146ZM145 185V186H146ZM149 185V184H148ZM150 185H151V182H150ZM157 185V184H156ZM17 186V185H16ZM42 186H44V185H42ZM59 186V185H58ZM67 186H70V185H66L65 186V188L67 187ZM78 186L76 187V188H78ZM108 186V185H107ZM144 186V185H143ZM165 186V185H164ZM193 186L194 187H196L195 189H193ZM206 186H208V189H207V187ZM31 187V186H30ZM34 187V186H33ZM36 187H38V186H36ZM35 187V188H36ZM90 187V188H89ZM101 187H102V190H101ZM111 187V186H110ZM112 187H115V186H112ZM140 187H142V186H140ZM139 187V188H140ZM160 187H162V186H160ZM183 187V186H182ZM191 187V186H190ZM43 188V189H42ZM42 188H38V189H42V190H44L45 188L44 187H42ZM57 188V187H56ZM70 188V187H69ZM136 188V187H135ZM145 188V187H144ZM147 188V187H146ZM20 189V188H19ZM27 189V188H26ZM29 189V188H28ZM27 189V190H28ZM68 189V188H67ZM67 189H65L64 190V188H63V190H64V193H65V191L67 190ZM72 189L74 190V187L72 186ZM88 189H90V190H88ZM124 189H123V192H121V194L120 195H123L122 193H124ZM149 189V188H148ZM160 190H161V188H159ZM159 189L157 190V192L159 193ZM190 189V190H191ZM208 191V193L207 192H205L206 190ZM30 190H32V189H30ZM29 190V191H30ZM34 190H36V192L34 191V192H32L31 193V195L33 194V193H36L37 194V196L39 195L38 193H37V191H39V190H37V188L36 189H34ZM63 190H62V192H63ZM78 190H80L79 188H78ZM103 191L102 192V194L100 193L101 191ZM161 190V191H162ZM196 191V193H193V191ZM20 191V192H19ZM18 192H19V196L20 197H22L21 195H23V193H24V195H25V193L26 192H28V191H26L25 192V189L22 187L20 190H19ZM69 192H71L70 190H68ZM90 193H89V192ZM113 191V192H112ZM116 191V192H115ZM127 191H129L130 192V189L128 190L127 189ZM126 190H125V192H127ZM131 191H132V188H131ZM136 191V195L138 194L137 193V190H135ZM134 191V192H135ZM143 191H144V189H143ZM143 191H141V192H143ZM188 191H186L185 193H187ZM40 192H43V191H39V193ZM58 192V191H57ZM56 192V193H57ZM61 192V191H60ZM60 192H59V195H60ZM67 192V191H66ZM69 192H67V194L66 195H68V193ZM75 192H77V194H80V192L79 191H73L72 193H74L75 194ZM79 192V193H78ZM86 192L85 193H83V196L86 194ZM163 192H161V193H163ZM173 192H175V193H173ZM181 192V191H180ZM180 192H179V194H180ZM204 192L205 193H207V196L204 194ZM16 193V192H15ZM28 193H30V192H28ZM44 193H45V191H44ZM44 193H43V195H44ZM55 193V192H54ZM53 192L51 193L52 195L54 194ZM63 193V194H64ZM97 193H99V196L97 195ZM131 193V192H130ZM132 193H133V191H132ZM157 193V194H158ZM163 193V194H164ZM168 194L170 193V192H167ZM166 193V196H168V194ZM183 193V192H182ZM181 193V194H182ZM183 194V195H186V194ZM36 194H35V197H37L36 196ZM64 194V195H65ZM101 194V195H100ZM126 195H127V193H125ZM134 194V193H133ZM132 194V195H133ZM139 194H140V192H139ZM141 194H143V193H141ZM140 194V195H141ZM202 194H203V198H201V196H202ZM45 195H46V193H45ZM44 195V196H45ZM52 195H50V198L48 197V202H49V199H51L50 200V204H52L55 200H60V198L62 197V195H61V197L59 196V195H57V197H55L54 195L52 196ZM63 195V197H65ZM71 195V194H70ZM73 195V194H72ZM81 196H82V194H80ZM80 195H76V197H78V198H80ZM136 195H134V196H136ZM178 195V194H177ZM176 195V196H177ZM204 195H205V197H204ZM235 195V194H234ZM17 196V195H16ZM18 196V197H19ZM33 196V195H32ZM41 195H39V199L38 200H40L41 199V197H40ZM43 196V197H44ZM51 196H52V198H51ZM116 196V197H115ZM128 197H129V195H127ZM134 196H133V200H134ZM175 196V197H176ZM19 197V198H20ZM23 197H26V198H24V201H23V203L25 202V199L27 200L28 198V194H27V196H23ZM23 197H22V199L21 200H23ZM35 197H33V198H31V199H35ZM53 197L54 198H56L54 201H52V199H53ZM58 197H60V198H58ZM85 197H87V196H85ZM124 197H125V195H124ZM128 197H126V199L128 198ZM170 197V196H169ZM168 197V198H169ZM174 197V196H173ZM172 196L170 197V200H171V198H173ZM182 197V198H181ZM188 197H189V194H188ZM191 197H189V199H191L192 200V198ZM235 197V196H234ZM19 198H18V200H19ZM38 198V197H37ZM72 198H75V196L74 197H72ZM77 198V199H78ZM96 198L99 200V199H101V200H99L98 202L96 201ZM122 198V197H121ZM120 198V199H121ZM138 198V199H139ZM162 198V199H161ZM194 198V197H193ZM17 199V198H16ZM43 200H40L39 202L40 203H42L41 201H47V199H45L44 200V198H42ZM76 199V200H77ZM85 200H86V198H84ZM124 199V198H123ZM126 199H124V200H126ZM137 199V196L135 197V200H138ZM234 199V198H233ZM58 200V201H59ZM84 200V201H85ZM86 200V201H87ZM127 200H129L128 201V203L130 202H132V200H130V199H127ZM167 200V199H166ZM173 200H175L174 198L172 199V201ZM191 200H189L190 202H193V200L191 201ZM232 200V199H231ZM236 201H237V199H235ZM27 201H31L30 200V198H29V200H27ZM37 201V200H36ZM78 201V200H77ZM77 201H76V203H77ZM101 201V202H100ZM113 201H115V202H113ZM123 203H124V201L123 200H121ZM169 200H167V202H168ZM171 201V202H172ZM176 201V200H175ZM175 201H173V202H175ZM188 201V200H187ZM19 202V201H18ZM32 202V204H33V202L34 201H31ZM52 202V203H51ZM121 202V203H122ZM166 202V201H165ZM164 202V203H165ZM178 202H177V206L179 205L178 204ZM196 202V201H195ZM21 203H22V201H21ZM40 203H38L37 202V204L39 205V206H41V204ZM45 203V202H44ZM42 204L43 206H45L46 204H48L47 202L45 203V204ZM55 203H56V201H55ZM80 203V202H79ZM78 203V204H79ZM125 203H127L126 201H125ZM168 203H170V201L168 202ZM168 203H166V206H167V204ZM231 204H233L232 203V201L230 202ZM235 203V202H234ZM237 203V202H236ZM18 204V203H17ZM36 204V203H35ZM36 204V205H37ZM56 204H59L58 202L56 203ZM56 204H52L51 206H53V205H56ZM60 204H61V201H60ZM75 204V203H74ZM85 204H87V203H85ZM116 206H115V205ZM171 205H172V203H170ZM174 204V203H173ZM195 204V203H194ZM193 204V205H194ZM198 204H199V202H198ZM229 204V203H228ZM20 205V204H19ZM25 205H29V204H27V202L26 203H24V206ZM34 205V204H33ZM35 205V206H36ZM77 205V204H76ZM120 205V204H119ZM122 205V204H121ZM171 205H168L169 207L171 206ZM183 205V204H182ZM182 205H179V206H182ZM230 205V204H229ZM237 205H238V203H237ZM21 206V205H20ZM38 206V207H39ZM43 206H42V209H43ZM47 206H49V204L47 205ZM131 206H132V204H131ZM161 206V207H160ZM165 206V205H164ZM165 206V207H166ZM174 206V205H173ZM176 206V208H178ZM195 206V205H194ZM233 206H235L234 204L232 205V207ZM33 207V206H32ZM37 207V206H36ZM46 207V206H45ZM44 207V208H45ZM56 209H57V206H54ZM60 207V206H59ZM78 208H79V206H77ZM87 207V206H86ZM85 207V208H86ZM122 207H125V206H122ZM128 207V206H127ZM165 207H163L164 208V210L166 209ZM182 207H184V205L182 206ZM185 207V208H186ZM196 207V206H195ZM199 207V206H198ZM198 207H196L197 209H198ZM236 207H238V206H236ZM30 208V207H29ZM34 208V207H33ZM49 208H50V206H49ZM54 208V209H55ZM88 208V207H87ZM86 208V209H87ZM119 208H121V206L119 207ZM173 208V207H172ZM172 208H169V209H171L172 210ZM176 208L174 209V210H176ZM181 207H179V209H180ZM228 208H229V206H228ZM77 209V208H76ZM122 209V208H121ZM125 209V208H124ZM130 209H131V207H130ZM177 210L178 212H180L182 209H184V208H182L181 210ZM234 209H236L237 210V208H234ZM21 210V209H20ZM19 210V211H20ZM30 210V209H29ZM35 210V209H34ZM38 210H39V208H38ZM38 210L36 209L35 211H37V213H36V215L35 216H37V215H39L40 216V214H38L39 212H38ZM45 210H46V208H45ZM88 210V209H87ZM126 210L127 209H125V213H126ZM164 210H163V212H164ZM168 210V209H167ZM167 210L165 211V212H167ZM185 210V209H184ZM235 210V211H236ZM31 211V210H30ZM30 211H28L29 213H30ZM43 211H44V209H43ZM47 211L49 212V211H51L50 212V214L51 213H55V212H57L56 210L54 211H52V209L50 210H48V208H47ZM47 211H45V212H47ZM123 211V210H122ZM131 211V210H130ZM129 211V212H130ZM139 212V214L140 215H143L142 217H145V218H147V217H151V219H148V221H147V219H145V218H143V219H145V220H142V218H141V216H137V214H136V212ZM186 211H185V213L183 214V215H185L186 216ZM198 211H199V209H198ZM232 211V210H231ZM32 212V211H31ZM129 212H128V214H129ZM133 212H131V213H133ZM164 212V213H165ZM170 212L171 211H169L167 214L168 215H166V214H163L162 215V217L164 216V215H166V216H164L163 218L165 219V217L167 218V217H169V215H170ZM234 212V211H233ZM20 213H22V212H20ZM25 213V212H24ZM34 213V214H35ZM125 213H124V215H125ZM130 213V214H131ZM175 213V212H174ZM174 213H173V215H174ZM199 213V212H198ZM238 213V212H237ZM237 213H235L236 215H237ZM250 213H251V215H250ZM18 214V213H17ZM14 215V217L16 218L18 215ZM27 214V213H26ZM43 213H41V216H45V215H42ZM45 214H47L48 216L50 215L49 213H45ZM127 214V213H126ZM127 214V215H128ZM161 214H162V212H161ZM180 214V213H179ZM232 214V213H231ZM31 215V214H30ZM30 215H28V216H30ZM46 215V216H47ZM69 215V214H68ZM71 215H72V213H71ZM70 215V216H71ZM74 215H75V213H74ZM75 215V216H76ZM160 215V214H159ZM181 215H182V213H181ZM199 215V214H198ZM198 215H197V217H198ZM240 214H238V216H239ZM246 215L248 216V217H246ZM23 216V215H22ZM28 216H26V217H28ZM52 216H53V214H52ZM69 216V217H70ZM73 216V215H72ZM129 216V215H128ZM132 216V215H131ZM136 216L138 217V218H140L141 220H139V222L137 221L138 219L136 218ZM229 216H230V214H229ZM234 216V215H233ZM240 216V217H241ZM2 217H4V216H2ZM12 217V216H11ZM25 217V216H24ZM25 217V218H26ZM51 217V216H50ZM74 217V216H73ZM78 217V218H79ZM122 217H123V215H122ZM130 217V216H129ZM174 217L176 218V217H178V215L177 216H175L174 215ZM181 217H179V218H181ZM18 218V217H17ZM29 218V217H28ZM38 218V216L36 217V218H31V219H33V220H35V219H37ZM41 218V217H40ZM43 218V217H42ZM46 219L48 218V217H45ZM67 218H68V216H67ZM71 218V217H70ZM70 218H68V219H70ZM77 218V217H76ZM88 218V219H87ZM162 218V220L166 223V224H169V220H167L166 219V221L164 220ZM192 218H193V216H192ZM229 218V217H228ZM228 218H226V221H227V219ZM235 218H236V216H235ZM238 218V220L240 219L239 217H237ZM12 219V218H11ZM10 219V220H11ZM31 219H29L28 221H30ZM39 219V218H38ZM44 219V218H43ZM45 219V220H46ZM68 219H67V221H68ZM157 219H159V218H157ZM160 219H161V215H160ZM159 219V221H161ZM177 220H178V218H176ZM200 219V220H199ZM230 219V218H229ZM15 219L13 218V220L12 221H14ZM24 220H26V219H24ZM23 220V221H24ZM41 221H42V219H40ZM49 220V219H48ZM73 220V221H74ZM175 220V219H174ZM180 220V219H179ZM178 220V221H179ZM182 220V219H181ZM189 220V221H188ZM236 220V219H235ZM246 220V219H245ZM263 220V221H262ZM0 221H2V222H4V223H6V224H8V225H10L11 227H13L15 230H17L18 232H20V233H22V234H24V235H26L28 238H30L37 246H38V248L40 249V251L42 252V254H43V256H44V259H45V262H46V264H55L54 263V261H53V259H52V256H51V258L49 257V255H50V253H49V255H48V253H47V251H51V250H47V248H48V246L51 244V242H50V244L48 243V241H47V243H48V246H45V247H47V248H45L44 246H43V244H44V242L42 243V244H40L39 242H40V240L41 241H43V239H40V237H39V242H38V236H37V234H36V236L34 237V234L33 233H31V231H30V229L31 228H27L28 229V232L29 233H31V234H33V235H28L26 232L27 231H24V232H22L21 231V229L22 228H20V229H18L19 228V226H17L14 222L13 223H9V221L8 222H6V221H4L3 219H1L0 218ZM15 221H20V218L19 219H17V220H15ZM36 221V220H35ZM37 221H39V220H37ZM36 221V222H37ZM40 221V223L42 224V222ZM44 221V220H43ZM154 221H155V219H154ZM167 221H169L168 223H167ZM229 221V220H228ZM227 221V222H228ZM234 221V220H233ZM232 221V222H233ZM237 221V220H236ZM11 222V221H10ZM20 222H22V219H21V221ZM19 222V223H20ZM27 221H25V223H26ZM32 222L33 221H31V222H29V223H31V225H32ZM48 222V221H47ZM71 222H72V220H71ZM128 222V221H127ZM156 222H157V220H156ZM155 222V223H156ZM173 222V221H172ZM172 222H170V223H172ZM182 222H183V220H182ZM193 222V221H192ZM216 223V225L214 226V229H215V227H218V224L219 225H222V224H220V223ZM223 222H224V220H223ZM246 221H244V223H245ZM28 222H27V226H28V224H29ZM34 223V222H33ZM39 223V225H41ZM50 223V222H49ZM124 223V224H123ZM159 223V222H158ZM163 223V222H162ZM199 223V224H198ZM226 223V222H225ZM224 223V224H225ZM230 223V222H229ZM235 223V222H234ZM243 223V225H245ZM247 223V222H246ZM261 223H263V226H262V224ZM69 224V223H68ZM74 224V222L71 224L70 223V225L72 226ZM205 224V225H204ZM237 223H235V225H236ZM15 225V226H14ZM34 225V224H33ZM39 225H38V222H37V228H39ZM137 225V227L136 228H138L139 226ZM158 225H160V224H158ZM158 225L156 226V228L158 227ZM163 225V224H162ZM172 224H170V226H171ZM188 225V224H187ZM228 225V224H227ZM227 225H225V226H227ZM238 225H239V223H238ZM237 225V226H238ZM248 225V224H247ZM261 225V226H260ZM59 226V225H58ZM57 226V227H58ZM71 226H69V227H71ZM135 225H133V227H134ZM165 226H167V225H165ZM165 226H163V228H162V230L164 229V227ZM170 226H169V228H170ZM173 226V225H172ZM175 225H174V228L176 227ZM203 226H202V228H203ZM231 226V225H230ZM240 226V225H239ZM242 226V225H241ZM21 227V226H20ZM33 227V226H32ZM34 227H35V225H34ZM126 227H127V225H126ZM159 227H161V226H159ZM158 227V228H159ZM189 227V226H188ZM229 227V226H228ZM131 228V227H130ZM157 228V229H158ZM172 228V227H171ZM174 228H173V230L172 231H176V230H174ZM201 228V227H200ZM210 228V227H209ZM212 228V227H211ZM221 228V227H220ZM25 229V228H24ZM59 229V228H58ZM57 229V230H58ZM140 229V228H139ZM168 228H166V230H167ZM190 229V228H189ZM213 229V228H212ZM211 229V230H212ZM218 229V228H217ZM222 229V228H221ZM224 229V230H225ZM234 229H236V227L234 228ZM130 230V229H129ZM134 230V229H133ZM138 230V229H137ZM154 230L155 231H158L157 233H155L154 234ZM165 230V231H166ZM169 230V229H168ZM171 230H170V233H171ZM185 230H188L187 228L185 229ZM198 230V229H197ZM207 230V229H206ZM211 230H210V232H211ZM220 230V229H219ZM37 231V230H36ZM56 231V230H55ZM59 232H60V230H58ZM58 231L56 232V233H58ZM131 231V230H130ZM128 232V233H131V232ZM164 231V230H163ZM164 231V232H165ZM190 231V230H189ZM203 231V230H202ZM204 231H205V229H204ZM208 231V230H207ZM215 231V230H214ZM218 231V230H217ZM221 231H223V230H221ZM233 232H234V230H232ZM34 232V231H33ZM38 232V231H37ZM37 232H35V233H37ZM40 232V231H39ZM39 232H38V234H39ZM196 232V231H195ZM199 232H200V230H199ZM199 232H196L197 234L199 233ZM209 232V233H210ZM213 232V231H212ZM231 232V231H230ZM242 232L243 233H245L243 230H242ZM45 233V232H44ZM55 233V234H56ZM126 234V235H129V234ZM135 233V234H134ZM208 233V232H207ZM215 233V232H214ZM222 233V232H221ZM223 233H224V231H223ZM46 234H50V233H46ZM52 234H53V232H52ZM189 234H191V233H189ZM200 234V233H199ZM203 234H205V233H203ZM213 233H211V235H212ZM216 234V235H217ZM40 235H42L43 236V234H40ZM39 235V236H40ZM54 235V234H53ZM52 235V236H53ZM125 235V234H124ZM185 235V236H186ZM201 235H202V232H201ZM207 235V234H206ZM210 235V234H209ZM41 236V238H44V237H42ZM46 236V235H45ZM49 236V235H48ZM63 236V235H62ZM189 236V235H188ZM188 236H186V237H188ZM191 236V235H190ZM194 236H196L195 234H194ZM193 236V237H194ZM199 236V235H198ZM37 237V239H35ZM55 237V236H54ZM126 237V236H125ZM125 237H123V238H125ZM186 237H183V238H186ZM202 237H206V236H202ZM209 237V236H208ZM126 238V240H128ZM190 239H191V237H189ZM188 238V240H190ZM218 238V237H217ZM45 239V238H44ZM48 239V238H47ZM179 239H180V241H179ZM196 239V238H195ZM203 239V238H202ZM206 239H207V237H206ZM219 239V238H218ZM51 240V239H50ZM123 240H125V239H123ZM125 240V241H126ZM194 240V239H193ZM200 240V239H199ZM198 240V241H199ZM204 240V239H203ZM216 240V239H215ZM54 241H55V239H54ZM180 242V244H179V246H177L176 245V243L177 242ZM185 241V240H184ZM197 241V240H196ZM209 241H210V239H209ZM219 241V240H218ZM187 242V241H186ZM185 242V243H186ZM189 242V241H188ZM188 242L186 243V244H188ZM195 242V241H194ZM206 242H207V240H206ZM213 242V241H212ZM46 243V242H45ZM47 243H46V245H47ZM196 243V242H195ZM203 243V242H202ZM190 244H191V242H190ZM189 244V245H190ZM201 244V243H200ZM209 244V243H208ZM216 244V243H215ZM194 245V244H193ZM210 245H213V244H210ZM215 246V245H214ZM176 247H178V248H176ZM190 247V246H189ZM192 247V246H191ZM51 248V247H50ZM49 248V249H50ZM185 248V247H184ZM175 249H178L177 251L179 252V254H178V257H177V255L175 256V254L176 253H178V252H174V251H176ZM183 248H180V251L182 250ZM187 249V248H186ZM47 250V251H46ZM184 251V250H183ZM0 264H27L26 263V261H25V258H24V256L22 255V253L21 252H19L9 241H7V240H1L0 239ZM175 253V254H174ZM184 253V252H183ZM189 253V252H188ZM203 254V253H202ZM185 255V254H184ZM54 258V257H53Z\"/></svg>",
	"mask_w": 264,
	"mask_h": 264
},
{
	"label": "water",
	"instance_id": "water-1",
	"mask_svg": "<svg viewBox=\"0 0 264 264\" xmlns=\"http://www.w3.org/2000/svg\"><path fill=\"white\" fill-rule=\"evenodd\" d=\"M0 239L9 241L25 258L27 264H46L38 246L26 235L0 221Z\"/></svg>",
	"mask_w": 264,
	"mask_h": 264
}]
</instances>
